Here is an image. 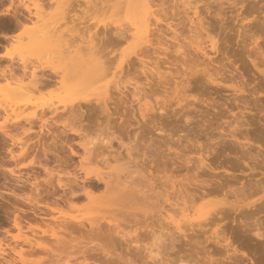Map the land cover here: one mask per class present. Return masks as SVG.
Segmentation results:
<instances>
[{
  "label": "rangeland",
  "instance_id": "1",
  "mask_svg": "<svg viewBox=\"0 0 264 264\" xmlns=\"http://www.w3.org/2000/svg\"><path fill=\"white\" fill-rule=\"evenodd\" d=\"M34 1L35 3L39 5L35 4ZM156 1L157 2H155V5L151 4L150 11L153 10L152 12H154L155 10V13L157 14L155 15L153 13L152 15H150V14H146L145 9L141 6H138L135 4L131 6L126 1L118 3L117 0H112V1H109V0H65L67 7L64 10L65 12H62V13L59 11V8L56 7V4L54 3L53 0H0L1 17L4 16L3 15L4 12L6 13L7 11H9L10 13L17 14L18 18H20L21 21H23V24L20 23L18 26H16L17 25L16 19L12 15L9 16V19L7 17L6 19H2V22L0 21L2 24L0 26L1 27L0 29V68L3 69V70L0 69V71L3 72V73L0 72L1 74L0 75V103L7 106V110H8V113H6L5 110H4L5 112L4 111L2 112V115L0 116V126H3V125L5 126L6 123L9 125L10 118H14V116H16L14 114L21 115L19 116L20 118H22V116L23 117H27L28 115L30 116L34 112L36 114V116L35 115L33 116L34 117L33 122L27 123L25 119L24 120L22 119L21 125H19V128L18 127L9 128L10 129L9 133L11 134L10 137L9 136L6 137L0 131V243H2L4 248H6L4 254H2L3 253L2 251H0L1 253L0 263L5 264L6 259H10V260H15V262L18 264H24L22 263V260L24 259L23 261L25 262V264H168V263L171 264V261L174 260L173 258L176 259L177 256L179 257L181 255H184L186 259L191 258L193 259L192 260L193 262L196 261L197 262V263L195 262L196 264H205V263L206 264H264V234L262 237L263 239L257 237L255 234L258 230L259 232L262 231L261 233H264V229H263L264 228V212H262L264 210H262L263 208L261 210H258L260 206L262 207L264 205L263 203L264 199H262L264 197V187H263L264 169H262V167L264 166V163H263L264 162V159H263V156H264V153H263L264 152V84L263 83L264 82L261 81L262 77L264 80V0H214V1L211 0V2H214V3L218 2V5H216L217 3L215 4L210 3L208 5L210 0H191V1L164 0V1H168L167 3H170V4L168 5L165 2L166 4L164 5L167 7L165 6L163 7L167 9H164L160 13H159L160 7H161V5L159 7L160 1L159 2L158 0ZM184 1L188 2V4L185 3ZM205 1L206 3L208 1L207 5L206 4L204 5ZM230 1L231 2L234 1V2L231 3ZM219 2L221 3L223 2L224 5L220 4ZM156 3L158 4L156 5ZM253 3H256V6L258 8L255 7ZM251 4L254 5L255 9L257 8L256 9L257 11L254 8L253 10L250 8L251 6H253ZM26 5H29V10L25 7ZM219 5L220 6L222 5L223 8L220 7ZM193 6H194V9H193ZM186 8H187L188 13L187 11H185ZM156 9L157 10L159 9L158 12L156 11ZM166 10H167V13L165 12L164 14V11ZM176 11H178V13ZM36 13H39L41 15L40 19L42 18L43 20L46 19L44 20L46 21V23L47 22H50L52 24L54 23L57 27H59V30H61V31H55V32L51 31L52 33L54 32V35H57V36H55L56 40L53 39L52 43L49 45L45 42L41 43V41L35 42L33 40L35 36H38L39 34H41V31H24L25 28H28V29L33 28L34 25L36 26V24H40L41 21L37 23L38 18H33V16L36 17L35 15ZM161 13H163V15H161ZM166 15L168 17H165ZM147 16L148 18L149 16H151L148 20L150 21L149 23L151 24V26L149 24L147 26L144 22L145 20L143 21V19L147 18ZM162 16L165 18H163ZM169 16L170 17L175 16V18L173 17L170 19ZM27 18H31L33 19V21H30ZM152 18H154V20ZM201 19H203V21ZM192 20H194V23ZM199 20H200V23L202 21L205 27H209V29L206 30V29L201 28L202 26L198 24ZM259 20L260 21L262 20V21L259 22L258 24L259 26L257 25L256 27L255 25L257 24ZM154 21L158 24L157 26ZM178 21L181 22V24ZM32 22L33 23L36 22V24H33ZM50 23H47V24H50ZM176 24H178L177 25L178 27L175 26ZM41 26L43 25L41 24ZM140 26L143 28H141ZM116 27H119V28L121 27L122 29L125 28L127 32L124 31L126 32L124 34L127 35L128 33L130 35L129 36L130 38L127 37L128 39L127 41L121 40V42L122 41L125 42V44L122 42L124 45L120 43L119 45H117V43L109 44L105 41H103L105 42L103 44L102 41L99 40V37L97 38V40H95L97 44H99L98 42L100 41L102 43V48L100 47V44L98 45L99 49L103 50L105 48L103 51L107 49V50H111L112 52L111 55H109L110 51L106 50L105 52H108V54L104 53V56H103V52H99V54L102 53V56L100 55V57L105 58L106 56H109V57L114 56L113 58L114 61L113 63H111L110 60H109L110 62L107 61L108 59H110L109 57L105 58L106 60L103 59L105 63L106 61L109 62L108 64L110 67L112 66V68H110L109 66H108L109 68L107 67V69H110L108 73L110 75L106 74L108 72L106 70L105 74L108 76L104 75L105 78L103 77L99 78V80L103 79V81H107V82L101 81L100 83L98 81L97 82L90 81V83L93 82L94 84H96L95 86L98 85L99 87L101 85L102 87L104 83L112 84L110 82L112 78L114 77L113 75H115L114 72L116 73V75L117 73L122 72L120 70H123L124 72L122 73L123 75H126L127 73L128 74L127 76H123L120 73L119 74L120 76L119 75H118L119 77L115 76L116 78L114 79L116 81L119 78L121 80L123 79V82L125 84L124 80L127 81L131 77V79L128 82L131 81L130 84L132 85H134L135 83L134 87L127 86L128 88L126 89L124 88L125 90L123 89L124 97L126 96V98L130 100V103H131L130 104L129 101L127 102L126 99H124L126 101L125 103L126 104L128 103L127 105L130 104L128 108L129 109L128 116H130L129 118L131 119L133 118L132 122L134 124L133 126H131L132 122L129 123L128 122L129 120L127 121L124 120L125 119L124 116L126 117L125 114L127 112L125 111L127 110V108H123L125 103H123V106H121L122 99H120V97L122 98L123 94L122 96H120L121 95L120 94L118 95L120 96L118 98L120 99L119 100L120 103L119 102L117 103H119V105L121 106L119 107L121 109H118V110L122 111L123 109V111L120 112L117 110L118 114L116 113L115 115V117H117V120L114 118L110 121V123H107L108 120L104 118L103 116H100L97 119H93L92 122L91 120L90 122L85 120L84 124L86 122L88 123V124H85V129L87 128L89 129V131L88 129L86 130V132L88 131L87 132L88 134H86V137L80 139L79 137L74 136L73 134H69V135H72L74 139L68 140L67 142L69 143L63 146L62 142L67 140V138H65L61 134L66 131L68 132L73 126H75V128H78V124L73 123L71 118H69L68 116L69 110L72 107L70 105L76 104L79 102L80 99L84 98L85 96L87 97L91 95L92 94L91 92L94 91L93 87H95L94 84L88 85L89 84L88 81L83 79L81 76L79 75L77 76V74H75L74 68H77L75 66L77 65V63L74 62L75 61L74 53L78 49L85 50V47L89 48V45L91 46L90 42H92L91 38L94 37L93 34L97 33L102 37L105 32V35L112 36L114 35V32H115L114 30ZM110 29L111 30L113 29V30L111 31ZM198 29H199V32L200 31L203 32L202 35H204L203 36L204 41L200 42V40H198L199 42H197V38L194 37V39H196V42L195 41L192 42L193 40L190 39V35L191 33L192 35L194 34V32L196 33ZM106 30L108 32H106ZM148 31L155 32L154 36L152 34L153 32L151 33V35L147 34V33H150ZM107 33H110V34L108 35ZM139 33H141L139 35L141 38L136 36ZM208 33H209V37L213 36V38H216V41L218 44L217 46L219 47V48L217 47L216 50L213 49L212 51L210 49L211 47L208 48L210 46V43L208 40L209 39ZM3 35H7L8 38H6ZM155 35H158V36L155 37ZM176 35H180V36H176ZM186 35H188L189 38L188 37L186 38ZM192 35H191V38L194 36ZM195 35L197 37V33ZM142 36L144 37V39L142 38ZM131 37H133V39H131ZM136 37L138 38V40ZM157 37H159L158 41L159 43L161 42V45L157 43L158 42L156 40ZM174 38H177V39H174ZM198 39L202 40V37H199ZM153 41L154 42L157 41V42L154 43ZM207 41L209 44L207 43ZM129 42H131V44ZM151 42L154 43V45ZM187 42L190 43V48L189 47L188 48L189 49L192 48L194 51L190 52L191 51L190 50L189 53L187 52L186 54L183 51V54H184L183 56H185L183 58L182 54L178 52L180 51V49L178 50V48L180 45H183L180 47H186L185 45L188 44ZM202 42L204 45L202 44L201 47L203 46L206 47L207 45L208 47L207 49L206 48L205 49L207 52H209L208 53L209 55L211 54L210 56L207 55L205 57L203 55V52L202 53L201 51L199 52V49L197 48L196 45L201 44ZM178 43H180V45H178ZM174 45L175 46L178 45V48L177 46L175 47ZM254 45L257 46L256 49L258 48V51H257L258 53L257 52L256 53L257 55H259V57L254 56L256 55L254 51L255 48L252 51ZM140 48L145 50L146 53L144 54V52ZM156 48H160V49H157L158 50L156 51V53L158 52L157 54L153 53L156 50ZM250 48L252 49L250 50ZM164 49L167 52V54L166 52L164 54L163 52ZM175 49H177L178 51ZM67 50L68 51L71 50L72 52L68 53ZM123 50L125 54L124 52H122ZM174 50L180 54L179 58H181L180 56H182V59L185 60L184 62L181 61L182 59H178V57H176L178 53L176 54ZM184 50H186V48ZM140 51H142V53ZM149 51L151 52L150 54L148 53L149 54L148 56L147 52ZM169 52L170 54L172 53L173 56L174 54H176L174 58L176 60H174L173 58L171 59L170 56L172 55L168 56ZM197 52H198V55H197ZM136 53H138L139 55ZM190 53H192L193 55ZM249 53L252 54L253 56L250 55ZM187 54H188V57H187ZM199 54H201L200 56L202 55L203 56L200 57ZM137 55L138 57H136ZM192 56L194 58H192ZM124 57L126 58L128 57L127 59L131 60V62H128V60H125L126 58ZM195 57L199 62L203 60V62H201L203 64L201 63L199 64L198 62H196L198 66L200 65V68H198L199 69L198 71L200 72H201V68L205 66L204 64L206 63L210 64L209 66L206 65L207 66L206 69H208L207 71L210 70L212 72L209 71L210 75L207 74L209 78L207 76L206 79L208 78V80L209 79L211 81L213 80L212 81L213 83H210L206 79L204 80L205 77L201 78L202 76H206V73L204 74L206 70L204 71L202 69L203 73L201 72L200 76L199 74L197 75L195 73L197 70L194 71L193 67L197 65L193 61L190 62L192 59H195ZM185 58L188 59L190 64L188 61H186ZM210 58H214L212 59V62H210L211 60ZM155 59H157L155 62H151V61H154ZM170 59L171 61L169 62L168 60ZM139 60L140 62H138ZM158 60H161L160 64ZM178 60L180 61L178 62ZM145 61L149 62L148 63L149 65L146 64ZM175 61L176 63L177 62L180 63L182 67L178 63H177V66H176V63H172ZM123 62L124 63L126 62L125 65ZM130 63H132L133 66H131L132 64L130 65ZM141 63H143V65H145L146 68L149 67V69H151L152 72L150 70L148 71V68L147 69L145 68L147 72L143 70L144 66H142ZM258 63L259 65H262V64L263 65L259 66L257 65ZM108 64L106 63V66ZM156 64L160 65V67ZM186 64L190 66L193 64L192 65L193 67L191 66L190 68V66H188L189 68L187 67L185 70L183 69V67H186L187 66ZM25 66L27 67L26 70L24 69ZM116 66H119V68ZM137 66L138 67L140 66V67L138 68ZM164 66L166 67L164 68ZM120 67L121 68L125 67V68L120 69ZM156 67H158V69L160 68L159 70L161 74L156 72V69H157ZM8 68L14 69L16 76H19V77H24L23 75L25 73L24 71H26L27 75H25V77H27L28 74H30L31 70L35 69L38 72V74H42V73L50 74L51 78L57 81L61 79L59 73L57 72H60L61 75L62 73H65L66 77L68 75L67 77L68 79L66 80L74 84L72 85L73 87L71 86V84H69L72 87L71 88L69 85L66 84L67 83L66 81L65 84L67 86L66 87L64 86V88L63 87L61 88L60 85L62 84L57 82L55 86L53 85L51 87L42 88L41 90L30 91L29 93H24V92H21L23 94L10 93L11 91L9 92L5 90L6 80L2 77L4 76V73L5 74L10 73V71H7L8 73L5 71V70H10ZM130 68L134 70V71L131 70L132 74L130 73ZM173 68H174V71L172 70ZM179 68L181 72L177 73L176 69L178 71ZM166 69H167V73L166 71H164ZM181 69L184 70L185 72L188 71V69L189 70L192 69L191 71L192 73L194 72L195 76L191 74L190 76L191 78L188 79L190 71L186 72V74L188 75L187 77L185 74H182ZM135 70L138 72H136ZM215 70L216 72L213 74ZM68 72L70 74H67ZM211 73L214 76V79L212 77L210 78ZM216 73L217 74L219 73L218 74L219 76L216 75V77L218 76L220 78L218 77H217L218 79L215 78ZM158 74L161 76L163 75V77L160 76L161 81L162 79L164 80V78L167 77V75H169L168 77L171 80L169 82L170 84H168V81H169L168 78H167L168 79L167 84L166 82L164 83L163 81L161 83L159 80L160 77H157ZM74 75L75 77L73 78ZM121 75H122V78H121ZM179 75H183L182 77L185 78L186 80L184 79V81L183 80L179 81L178 78L179 77L181 78V76ZM151 76H154V77H151ZM221 76H224L226 80L225 79L222 80L221 78L223 77ZM172 77L174 79H171ZM196 77L202 81L200 80L198 81ZM155 78H158V79H155ZM195 79L197 80L195 81ZM215 79L217 80V83ZM156 80L159 81L160 83L157 82ZM177 80L179 84L177 83ZM185 81L190 82V84L188 85L187 83L188 86L185 85L186 84ZM136 82H138L137 86L139 88H140V85L142 86V84L145 83L140 88V89L143 88L142 90L145 89V92L143 91L144 93H141L142 90L140 91L139 89L138 91L140 92L136 90L134 91L135 93H139L138 97L141 96L142 100H144L142 101V103L141 102L137 103V104L140 103V106L137 105L133 101V96H132L133 95L132 88L133 89L136 88L135 87ZM149 82H151V84L153 83L152 84L153 87L150 86L151 84H149ZM182 82L184 83V87L186 86L188 88L185 90H188L189 92L188 94L190 96V97L183 96L186 102L189 101L188 102L189 104L187 106H186L187 103L184 102V100L182 101V103H179L180 106L181 104L183 105L184 103H186L184 104L185 106L183 105L184 108L181 106L184 109V111H187L186 113L183 111V109L180 108V106H178V103L177 104L174 103V102H177V99L173 100L172 96L170 98H167V93H168V96L173 94V90L168 89L169 86L172 87L171 86L172 83H174L172 84L174 93H175L176 88H177V91L182 90V89L184 90L182 86L183 85ZM97 83H100V84H97ZM176 83L177 85H180V86H176L175 85ZM180 83H182V85ZM221 83L222 85H220ZM146 84L150 87L149 89H147L148 86ZM159 85H161V87L163 88L162 90H160L161 87ZM162 85H164L165 87L168 86L166 87V91L167 89L169 91L172 90V93L171 91L170 92L167 91L165 92L166 95H164L161 92L160 96L164 95V97L169 99L170 102H172L171 100H173L172 106L170 105L171 104L170 103L166 107L165 109L166 112H164V115H162L163 111L159 110V106H160L159 104L161 102L160 99L164 100L165 98L164 97L160 98V96H158V94H160L158 93L159 92L158 90L165 91V87ZM156 86L159 88H157ZM236 86H238L239 88L238 90L240 91L237 90ZM154 87H156L158 90H156ZM179 87L182 89H178ZM152 88L158 91L157 92L158 94ZM150 89L153 90V93L154 92L156 93L155 95L157 96L153 94V97L155 96L154 98L156 97L157 99L159 98L158 99L160 101V102L158 101L159 104H156L157 99L155 100L152 98L154 102L151 99L152 90L150 91ZM99 90H101V92H99ZM99 90L96 89L97 95L101 93L100 96H103L102 89L99 88ZM72 91L73 92L76 91V92L73 93ZM149 92H151V95H150L151 97H149V99L152 100L151 103L150 101H148V97L144 96L146 93H147L146 96L150 94ZM110 94L115 95L116 96L115 98H117L116 94H119V93L115 90L114 91L112 90L110 91ZM234 96L235 97L239 96V99L235 98ZM112 97L114 98V96ZM115 100L117 101V99ZM135 101H139V100H135ZM173 104L175 106L177 105L178 108L174 107ZM108 105L110 106V108H112L110 110L113 111V106L115 104L112 103L111 105V103H108ZM157 105H158L159 113L161 112V114L157 112L158 111ZM153 106L154 107L156 106V107L154 108ZM169 106L172 107V110L171 108L170 110L168 109ZM175 109L177 110L175 111ZM167 110L169 111V113H167ZM154 111L158 113L157 117L155 116ZM138 112L140 113L143 112L141 113L142 115L146 113V115H144L143 117ZM188 112L189 114H187ZM119 113L121 114L124 113V114L121 115ZM133 113L134 114L136 113V115H134ZM149 113L151 115H153L154 113V116H151V117H154L152 118V121L153 120L154 121L153 123H151L152 122L151 121L149 124L148 122L151 120V118H149L150 120L146 118V121L148 120L147 122L148 124H147L145 121V117ZM8 114H10L11 116H9L10 118L8 117L9 120H6L5 116L7 117ZM130 114L131 115L133 114L132 117ZM160 115L164 117L165 116L168 117V118L165 117V120H164V117H162L164 122L161 121V123L166 124V125L161 124L160 127L161 128L163 127L162 132L157 131V129L155 128L160 125L156 123L162 120L160 119L161 118ZM119 116H123L124 122L123 120L119 119ZM137 118L142 119L144 122H142V120L139 122ZM234 118H236V120L239 122V125H236L237 121L235 122L236 124L233 123ZM134 119H136V121ZM156 119L158 120L160 119V120L159 121L157 120L156 122L155 121ZM94 121L97 124H95ZM116 121L120 123L123 122L122 125L119 124V128H118L119 130H120V126L123 127L124 124H127L125 125V128H128L129 126L128 129L130 132L125 134V132L128 129L123 130L125 129L124 127L121 128L122 129L121 131H115L117 129L114 128L112 125L113 124L118 125L117 123H114ZM135 122L137 124L144 123V125L142 124L143 126H140L141 128L139 127L142 131L143 130L145 131V128H147L148 126L152 125L154 127L155 125H157L153 129L154 133L152 132V129H151L152 127H149V129L147 128L148 132L151 129V132L153 133V135L151 134L152 138H149V136L147 138L148 139L158 138V141L160 143V145L158 146H161L162 142L163 143L169 142V144L167 145H165L166 143L164 144V147L166 146L167 154H169V158L168 156H161V155L160 157L161 158L163 157L162 159L163 162L166 161L165 162V164H167L166 166L168 165L171 166V168L169 166L170 176L174 174L173 175L174 178L175 177L177 178V184H176L177 186L174 185L176 180L173 177H168L169 179L167 178V176L169 175V172H168L169 170H167L168 167H166L165 169H164L165 166L160 168V166H162L161 165L162 161H160L161 162L160 164L158 162V160H160V157H158V159L157 157H155L154 152H156L158 149L159 150L162 149L163 146L161 148H157V146L154 145L155 141L153 142V140L155 139L150 140V141L147 138H146L147 141L145 139H142V136H145L147 131L142 132L145 134L140 136L139 134H142V133H139V131L138 132L136 131V129L138 128V125ZM89 123H90V126H89ZM154 123L155 125H153ZM228 123L233 126L231 127L229 125V129L231 128L230 130L228 129ZM146 125L148 126L144 127ZM251 125H252V128H254V131L252 132L249 131V130H252V128H250ZM10 127H11V123H10ZM112 127L113 129H111ZM164 127H167V130H165L166 128ZM233 128H236V129H233ZM227 130L230 133L228 134L229 136H227ZM231 130H233V132H231ZM235 130L236 131L239 130V133L237 132L239 136L235 134L236 133ZM255 130L256 131L258 130L257 135L255 133L256 132ZM165 131H166V134H169L167 131L173 132L174 135L172 133L171 135H173L174 137L169 134L170 137H172V140L169 139L170 137H166L167 136L166 134L163 137L165 138L166 141L162 137H160V135L161 136L164 135ZM86 132L84 131V133ZM113 132H116V133H113ZM150 133H148L147 135H150ZM231 133L234 134L235 136L237 135L238 137L236 136L237 138L235 139L232 138ZM249 133L252 135L250 136ZM259 133H261V136H258ZM114 134L118 135L119 139L121 140L123 139L124 141V142L122 141L123 145L122 144L119 145L120 142H118L119 141L118 139L114 140V138L115 139L117 138ZM122 134L124 136H122ZM127 134H129V136ZM137 134L139 135V137L137 136L134 137V135H137ZM155 134L157 137L155 136ZM112 135L115 136V137L113 136L114 146L115 148L119 149V150L115 149L114 151L115 153L113 151L111 152V150L110 152H107L108 150L106 151V149L104 148L105 149L104 155L106 154L105 156L102 153L101 155H99L98 153L99 155L98 156L96 154L98 152L97 151L94 154H92L94 155L93 157H89V155L84 154L82 147L79 145L80 141L82 142H88V141L94 142L95 141L97 143V141L100 142L99 140H103L105 138L108 139V136L112 138L111 137ZM100 137L103 139H101ZM136 138H138L137 141L139 140L142 141V143H140L141 146H139L138 144L139 142L135 141ZM161 138L164 141L159 140ZM249 138H252L253 141L258 142L257 143L258 146L252 140H251L253 142V144H251L252 147L249 146ZM143 140L145 141L144 146L142 145L144 144ZM170 141H173L175 145L173 144L172 146V143ZM146 142L148 143V147H149V144L151 143L150 145H152L153 149L150 146V151H148L149 148L148 147H147L148 149L146 148L147 146ZM152 142L154 144H152ZM135 143L138 144L137 147H135L136 146ZM70 145H72L71 147L75 151L77 150L79 154H76V155L73 154L69 147ZM129 145L132 147L131 149H129L130 151L132 150L131 152L127 149L128 147H130ZM185 146L187 147V149L185 148ZM143 147L147 149L146 151L147 153L149 152L148 154L145 153L146 151L145 152L143 151L145 150L143 149ZM164 147L162 149V152L165 151ZM179 149H181L182 151L181 150L179 151ZM188 149L191 151L192 150L196 151V152H193V151L191 152ZM45 150L48 151L47 156H45V152H44ZM258 150L260 151L259 153H258ZM168 151L175 155H176L175 152H177L178 154L176 155L177 159L179 158L178 161L176 160L177 165H176V161H174L175 160L174 157L171 158L172 154L168 153ZM207 151L208 153H206ZM255 151H257L259 155L261 154L260 156L263 160L260 158L259 155H257L259 157H256L257 153ZM119 152L121 154H119ZM160 152L161 150L157 151L156 154ZM180 152L181 153L183 152V155H185L184 152L189 155V156L186 155L188 161L190 159V156H191L192 161L194 157L195 159H198V161L200 158V162H201V159L204 157L205 158V159L203 158L204 163L205 164L207 163L208 167L206 166L207 164L206 165L204 164L205 166H203V168L206 167V169L205 170L202 169L201 165L203 162L201 163L200 167H197L199 166V164L196 163L197 165L196 166L195 160L193 162L189 161V163H194L193 165L189 164L185 156H184L185 158L178 157V156H181ZM200 152H203V153H200ZM163 154L164 152L162 153V155ZM170 154H171V157H170ZM253 156L256 158H254ZM82 157H85L84 158V169L86 167V169L89 172L87 170H84L83 172L82 170L83 168L82 169L79 168L81 164H83L81 163L83 162ZM165 157L166 159L164 160ZM180 158L185 159V160H183V162H180V160H182ZM258 158L261 160L257 161V164L260 163L259 166L260 165L262 166L263 164L262 167H259V166L256 167L257 164L255 160H258ZM155 159H157V161ZM172 159H174L173 161L175 162V164L173 165H171ZM252 159L254 160L255 163L253 162ZM80 160L82 161L80 162ZM106 161L110 163L111 168H108L109 165L107 166ZM167 161L169 162L171 161L170 162L171 164ZM179 162L184 163L186 168H189V169L184 170L186 168L185 167L182 168L183 164L182 166L180 164L181 169L183 170L182 171L179 168L180 167L178 164ZM249 162H251V164ZM156 164L159 165V167ZM196 167L199 169L195 170ZM173 168L174 169L179 168L181 172L178 171L179 169H177L179 173L176 170L174 172ZM160 169H162V171L165 170L167 174L166 173L164 174V172H160ZM171 169L173 171H171ZM109 170L113 174L115 173L114 175L117 174V171L119 172L118 174H120V178H118L119 175H117L118 179H116V177L114 178V175H113V179L118 180L121 183V185L124 184L125 182H126L125 183L126 185L127 183L128 185H130L129 187L128 185L124 186L125 184L122 186L118 185L119 182L117 184L115 180L116 183H114V180H112L111 178L110 183L112 184V186H113V183L116 184V186L118 185L119 186L118 191L120 193L122 191L120 190V188L123 189V187L124 188L126 187V190L123 189V191H125V194L123 195L120 194L118 196L117 194L118 192L116 191L117 189L115 190L116 187L114 186L115 188L113 189L117 193H115L113 190V194L112 195L110 194L111 198L108 196L109 193H107L108 197L106 196L107 198H105L106 194L104 195L103 191H105L104 189L106 188L105 186L106 183L104 184L103 183L104 181L100 182L98 178H94V173H97V171L99 173V171H101L102 174L104 172L107 175V171ZM85 171L89 173L88 177L90 178L93 177V178L92 179L87 178L88 179L87 180L84 175ZM90 172H92L93 174L90 175ZM176 173L178 174L176 175ZM109 174L111 175V173ZM180 174L185 175L186 176L185 178H188V179L184 181L183 179L184 176L183 175L181 176ZM179 175L182 177V182L184 181L183 183L185 182L188 183V184L185 183L186 185L184 184L186 188L183 185V183L178 182L181 179ZM160 176H162V180L164 176L165 180L163 181H165L164 184L166 185L169 184V182H171L169 181L171 178L174 179L175 182L174 180L171 179L173 181L171 183H174V184L172 185L170 183V185H167V186L165 185L164 187L163 181L160 180L161 178ZM250 177L252 178L254 177V179ZM261 177H263L262 178L263 181L262 182L260 181V183L257 181V183H255L254 186H258L259 184L258 187H260V185L262 184L261 185L262 189L260 187V189H258L259 192H255L256 188L254 190L253 188L252 190H250L251 187H253L251 186V184L256 181L255 178L260 180ZM178 178L180 179L178 180ZM187 180H189L190 182H188ZM48 181H51L49 183H52V184L51 185L47 184ZM180 183L182 184V186H184V188L182 186L181 187L184 190H188L189 194L193 196L192 200H196L197 205L195 206V209H196L194 210L195 212L192 211L191 213V210L189 209H188L189 211L185 210L186 206L187 208H190L188 207V205H184L185 208H183L184 207L182 206L183 202H180V200L183 201L184 195L187 193V191L183 190L186 193L185 194L183 193V198H182L181 196L182 194H180L179 189L176 188L178 186L180 187L179 185ZM37 184H38V188L36 186ZM249 185L251 187H249ZM51 186L54 188H52ZM173 186L174 188H176V191H174ZM168 187L172 191L169 190ZM181 187H180V192L182 193L183 191L181 190L182 189ZM97 188H99V190ZM108 188H106V191H108L107 190ZM95 189H97V191L99 192L96 191L97 193H94ZM109 189H111V187ZM48 190H49V193L47 192ZM136 190H140V191L142 190L145 193L147 192V195L141 196L142 192L140 194L138 193V191L136 192ZM91 191H94L93 194H91L92 193ZM168 191L169 193H167ZM89 192H91L90 193L91 195L89 198H87L86 193H89ZM173 192H176L178 195L180 194L179 196H177L178 198L175 197V195L177 194L175 193L174 195ZM171 193L173 194L172 195L173 197L169 196ZM249 193H251L252 196L249 195ZM36 194L38 195V197L41 196V198H38L39 200L36 198L37 197ZM189 194H187V197ZM180 196H181V199L179 200ZM201 196H204L203 197L204 199ZM245 196L247 198H243ZM174 197L177 199V201H175L176 199H173ZM237 197H238V200L236 199ZM35 198L37 199V201L35 200ZM186 199L187 198H185V200ZM189 199L190 197H188L187 201L189 202L192 201ZM220 199L221 200L228 199L227 202L229 205H231V206L227 205L226 207H224L223 212L227 211L228 209H231V207L236 209V205L238 203H241L239 204L241 208L238 206L239 209L238 207L236 210L231 209L232 211L229 210L228 213L225 212L227 214L225 213L223 214L222 212H220L221 214L220 213L214 214L216 212L213 213L211 211L213 215H209L210 218L211 217L213 218V216L215 215L216 217L218 216V218L221 219L222 216L223 215L224 216L222 218L223 220L217 219L215 223L216 225L214 224L212 225V227H210L211 222H209L210 224L207 222L209 218L206 215V212L208 211L209 207H205L204 205L205 203L209 201L220 200ZM242 199H246V200L243 201ZM235 200L239 202H235ZM241 201L246 203L247 205L242 206ZM256 201L258 205L255 206L257 207L256 208L257 210L255 211V214H254L252 213V211L254 212V210L251 209L252 206L250 207L249 203L254 202L256 204ZM260 201L261 202L263 201L262 205ZM192 202H195V201H192ZM244 208H245V211L243 210ZM173 209L175 212H179V214L177 213L176 214L174 213L175 215L172 214L174 212ZM240 209H241V212H240ZM249 209L250 211L251 210L252 211L249 212ZM256 212H259V214L258 213L256 214ZM194 213L195 215L193 216ZM251 213L252 215L253 214L254 215L251 216L250 215ZM177 215L179 216L178 218H176ZM254 216L256 219L257 217L260 219V220L257 219V223L255 222L256 219L254 218ZM251 217H253L254 219ZM249 218L251 219L249 220ZM180 219L181 221L184 220V222H181ZM192 219L194 220V222ZM202 219H205L202 222L209 224V225L206 224V226L202 225L201 227L202 228L204 227V229L196 225L198 224V222L200 223L201 221L199 220H202ZM252 220L253 221L255 220L254 223L256 224V226L254 223L253 224L251 223L253 222ZM16 222L17 223L20 222L19 223L20 226L23 227L22 231L18 229ZM250 223L251 225H253L251 227H255L256 229L260 226V223H261V226L257 230L254 228L256 231H254L253 228L249 229L250 231L253 230L251 231L252 234H250L249 230L248 231L246 230L248 226L249 228H251L249 225ZM245 224L247 227L245 226ZM180 225L181 226L183 225V226L181 227ZM193 225L199 228L197 229ZM174 226L175 227L177 226L179 228L177 227L175 228ZM190 226L191 227L193 226L192 228L196 230L193 231V229ZM184 230L186 233L184 232ZM212 230H214V233L223 235V236L219 235L221 238L222 237L227 238L228 239L227 245L231 244L230 247H225L226 244L224 243L222 246L216 242L217 243L216 245L215 243L216 239L214 238L215 241H213L212 238L210 239L211 234H213ZM199 231L200 232L202 231L201 234H199ZM252 235L256 237H252ZM25 237L30 238L33 241H38L39 244L36 246H30V244L25 243V241L23 240V238ZM249 238H251L250 243H249ZM258 239H260V241ZM256 243H258V245H255ZM227 248L229 249V251H227ZM21 250L23 254L22 260H20L19 259L20 257L18 256L19 251Z\"/></svg>",
  "mask_w": 264,
  "mask_h": 264
},
{
  "label": "bare ground",
  "instance_id": "2",
  "mask_svg": "<svg viewBox=\"0 0 264 264\" xmlns=\"http://www.w3.org/2000/svg\"><path fill=\"white\" fill-rule=\"evenodd\" d=\"M53 1H54V3L56 4V7L59 8V11H60L61 13H62V12H65L64 10H65L66 7H67V6H66L67 4L65 3V0H53ZM109 1H112V0H109ZM125 1L128 2L129 5H131V6L135 4V5H138V6L143 7V8L145 9V11H146V14H150V15H152L153 13H154L155 15L157 14V13H155V10H154V12H152L153 10L150 11V9H151V4H152V5H153V4L155 5V2H157L156 0H123V1H121V0H117L118 3H119V2H120V3H121V2H125ZM159 1H160V2H159ZM172 1H173V0H172ZM188 1H191V0H188ZM213 1H214V0H213ZM158 2H159V7H160V5H161V7H162V8L160 7V11H159V13L162 12L164 9H167V8H164L163 6H165L164 4H166L168 1L158 0ZM165 2H166V3H165ZM184 2H185V1H184ZM230 2H231V1H230ZM232 2H234V1H232ZM232 2H231V3H232ZM34 3H35V1H34ZM160 3H161V4H160ZM185 3L188 4V2H185ZM190 3H191V2H190ZM190 3H189V4H190ZM192 3H193V2H192ZM207 3H208V1H207ZM207 3H206V1H205L204 5H205V4L207 5ZM210 3H211V4H215V3H217L216 5H218V2H215V3H214V2H211V0H210V2L208 3V5H209ZM219 3H220V4H223V2H222V3L219 2ZM35 4H37V3H35ZM157 4H158V3H156V5H157ZM167 4L169 5L170 3H167ZM253 4L255 5V7H257V6H256V3H253ZM253 4H251V5H253ZM37 5H39V4H37ZM183 5H184V4H183ZM193 5H194V4H193ZM223 5H224V4H223ZM254 5L250 7L252 10H253V8L255 9ZM171 6H172V5H171ZM191 6H192V5H191ZM219 6H220V5H219ZM231 6H232V5H231ZM249 6H250V5H249ZM25 7L29 10V5H26ZM37 7H39V6H37ZM165 7H167V6H165ZM220 7H222V5H221ZM173 8H174V7H173ZM184 8H185V7H184ZM196 8H197V7H196ZM222 8H223V7H222ZM257 8H258V7H257ZM257 8H256V9H257ZM161 9H162V10H161ZM176 9H177V8H176ZM193 9H194V6H193ZM256 9H255V10H256ZM158 10H159V9H158ZM158 10L156 9L157 12H158ZM174 11H175V10H174ZM182 11H183V10H182ZM185 11H187V8H186ZM256 11H257V10H256ZM37 12H38V11H37ZM165 12L167 13V10L164 11V14H165ZM176 12L178 13V11H176ZM159 13H158V15H159ZM173 13H174V12H173ZM185 13H186V12H185ZM187 13H188V11H187ZM194 13H195V11H194ZM198 13H199V12H198ZM13 14H14V15H13ZM146 14H145V15H146ZM3 15H4V16L1 17V14H0V19H1L0 21H1V22H2V19H6L7 17H8V19H9V16L12 15V16L15 17V19H16V24H17L16 26H18L20 23L23 24V21H21V19L18 18V15L15 14V13H10L9 11H7L6 13L4 12ZM35 15H36V17L33 16V18H38L37 23H39V21H41L40 24H36V22H35V23L32 22L33 24H36V26L34 25L33 28H29V29H28V28H25V30H24V29H23V30H24V31H41V34H39L38 36H35V37L33 38V40H34L35 42H38V41H39V42L41 41V43L45 42V43H47L48 45L51 44L52 41H53V39L56 40V39H55V36H57V35H54V32H55V31H61V30H59V27H57L54 23L52 24V23H50V22H47V23H50V24H47L46 21H44V20H46V19H44V20H43V18L40 19V18H41V15H40L39 13H36ZM161 15H163V13H161ZM168 15H169V14H168ZM175 15H176V14H175ZM188 15H189V14H188ZM198 16H199V15H198ZM198 16H197V17H198ZM42 17H43V16H42ZM143 17H145V16H143ZM150 17H151V16H149V18H150ZM159 17H160V16H159ZM162 17H163V16H162ZM165 17H168V16L166 15ZM165 17H163V18H165ZM169 17H170V16H169ZM173 17L175 18V16H173ZM173 17H170V19L173 18ZM177 17H178V15H177ZM197 17H196V18H197ZM149 18H148V16H147V18L143 19V21L145 20L144 22H145V24H146L147 26H148V24L151 26V24L149 23L150 21H148ZM156 18H157V16H156ZM180 18H182V17H180ZM180 18H178V19H180ZM10 19H12V18H10ZM27 19L30 20V21H33V19H31V18H27ZM152 19L154 20V18H152ZM160 19H161V18H160ZM178 19H176V20H178ZM261 19H262V18H261ZM36 20H37V19H36ZM47 20H48V19H47ZM150 20H151V19H150ZM156 20H157V19H156ZM165 20H166V19H165ZM174 20H175V19H174ZM189 20H190V19H189ZM201 20L203 21V19H201ZM4 21H5V20H4ZM8 21H9V20H8ZM140 21H141V20H140ZM179 21H180V20H179ZM179 21H178V22H179ZM192 21H193V23H194V20H192ZM202 21H201V23H200V20H199V23H198V22H197V23L200 24V26H202L201 28L208 30L209 27H205V25L202 23ZM254 21H255V20H254ZM254 21H253V22H254ZM256 21H257V20H256ZM261 21H262V20H261ZM261 21L259 20V21L257 22V24H256V22H255V24H256L255 26L257 27V25H258L259 22H261ZM1 22H0V26L2 25ZM6 22H7V21H6ZM6 22H5V23H6ZM10 22H11V21H10ZM12 22H13V21H12ZM42 22H43V23H42ZM144 22H143V24H144ZM154 22H155V21H154ZM154 22H153V23H154ZM157 22H158V21H157ZM159 22H161V21H159ZM182 22H183V21H182ZM195 22H196V21H195ZM151 23H152V21H151ZM179 23L181 24V22H179ZM179 23H178V24H179ZM183 23H184V22H183ZM183 23H182V24H183ZM188 23H189V22H188ZM7 24H9V23H7ZM41 24H42L43 26H41ZM51 24H52V25H51ZM132 24H133V23H132ZM143 24H142V25H143ZM155 24H156V26L158 25L156 22H155ZM160 24H161V23H160ZM160 24H159V25H160ZM178 24H176L175 26H177ZM198 24H197V25H198ZM3 25H4V24H3ZM137 25H138V23H137ZM170 25H171V24H170ZM134 26H135V24H134ZM150 26H149V28H150ZM249 26H250V25H249ZM251 26H252V25H251ZM255 26H254V27H255ZM258 26H259V25H258ZM2 27H3V26H2ZM6 27H7V26H6ZM14 27H15V25H14ZM24 27H25V26H24ZM140 27H141V26H140ZM177 27H178V26H177ZM181 27H183V26H181ZM187 27H188V26H187ZM190 27H191V26H190ZM260 27H261V26H260ZM35 28L38 29V30H36ZM130 28H131V27H130ZM132 28H134V27H132ZM141 28H143V27H141ZM145 28H146V27H145ZM185 28H186V27H185ZM251 28H252V27H251ZM251 28H250V29H251ZM0 29H1V27H0ZM123 29H125V28H123ZM123 29H122L121 27H120V28H119V27H116L115 30H114V31H115V32H114V35H112L113 32H112V34H111L112 36H107V35H105V32H104V35H103L102 37H101L99 34H97V33H96V34H93L94 37L92 36L93 38H91V41H92V42H90L91 46L89 45V48H88V47H85V50H83V49H78V50L75 51V53H74V55H75V57H74V58H75V61H74V62L77 63L78 66L75 65L77 68H74V67H72V68L75 69V74H77V76L79 75V76H81L83 79H85L86 81L89 82L88 85H90V84L93 85V84H94L93 82L90 83V81H94V82H97V81H98V82H100V83H101V81H102V82H107V81H103V79H102V80H99V78H100V77L105 78L104 75H106V74L109 73V70H110V69H107V67L109 66L108 63H109L110 61H111V63H113V61H114V59H113L114 56H111V57L106 56V55L108 54V52H105L107 49H106L105 51H103L105 48H104L103 50H102V49H99V46H98V45L100 44V47L102 48V43L104 44L105 42H107V43H109V44H110V43H111V44H116V43H117V45H119V43H120V44H123V43L125 44V42L122 41V42H123V43H122L121 40H124V41L126 40V41H127V40H128L127 37L130 38V37H129L130 35H129L128 33H127V35L124 34V33H126L127 31H126V29H125V30H123ZM107 30H108V29H107ZM107 30H106V32L109 31V30H108V31H107ZM110 30H111V29H110ZM112 30H113V29H112ZM112 30H111V31H112ZM138 30H139V29H138ZM176 30H177V29H176ZM190 30H191V29H190ZM192 30H193V29H192ZM195 30H196V29H195ZM51 31H54V32L52 33ZM111 31H110V33H111ZM124 31H126V32H124ZM130 31H131V30H130ZM143 31H144V30H143ZM146 31H147V30H146ZM186 31H187V30H186ZM188 31H189V30H188ZM193 31H194V30H193ZM148 32H150V31H148ZM152 32H153V31H152ZM152 32L147 33V34L151 35ZM156 32H157V31H156ZM172 32H173V31H172ZM200 32H201V31H200ZM200 32H199V29H198V31L196 32V33H197V37H196V35H195V34H196L195 32H194V34H193L194 36H193L192 33H191V35L193 36V37L191 38V35H190V39L193 40L192 42H194V41L196 42V39H194V37L197 38V42H199L198 40H200V42H201V41H204V40H203V38H204L203 36H204V35H202L203 32H201V33H200ZM110 33H107V34L109 35ZM133 33H134V32H133ZM135 33H136V32H135ZM144 33H145V32H144ZM144 33H143V34H144ZM154 33H155V32L152 33L153 36H154ZM131 34H132V33H131ZM136 34H137V33H136ZM136 34H135V35H136ZM140 34H141V33H139V34L136 35V36H137V37H140V36H139ZM143 34H142V35H143ZM124 35H126V36H124ZM144 35H145V34H144ZM149 35H148V36H149ZM173 35H174V34H173ZM1 36H2V35H1ZM3 36H5L6 38H8L7 35H3ZM145 36H146V35H145ZM156 36H158V35H155V37H156ZM176 36H180V35H176ZM98 37H99V40L102 41V43H101V41H100V42H98L99 44H97V42H96L95 40H97ZM134 37H135V36H134ZM137 37H136V38H137ZM155 37H154V39H155ZM173 37H175V36H173ZM187 37H188V35H186V38H187ZM199 37H202V40H201V39H198ZM208 37H209V33H208ZM37 38H38V40H37ZM57 38H58V37H57ZM140 38H141V37H140ZM142 38L144 39L143 36H142ZM146 38H147V37H146ZM160 38H162V37H160ZM177 38H178V37H177ZM177 38H174V39H177ZM188 38H189V37H188ZM92 39H93V40H92ZM131 39H133V37H131ZM131 39H130V40H131ZM154 39H153V40H154ZM179 39H180V38H179ZM190 39H189V40H190ZM207 39H208V38H207ZM36 40H37V41H36ZM134 40H135V39H134ZM137 40H138V38H137ZM148 40H149V39H148ZM151 40H152V39H151ZM156 40L158 41V40H159V37H157ZM180 40H181V39H180ZM205 40H206V39H205ZM208 40H209V43H210V46H209V47H208L207 45H206V47L203 46L204 48L201 47V45L203 44V42H202L201 44H197V43H196V44H197L196 46H197V48L199 49V52H200V51H201V53L203 52V55H204L205 57H206L207 55H209V54H208L209 52L206 51L207 47H208V48L211 47L210 49H211L212 51H213V49L216 50L217 47H218V46H217L218 44H217L216 38H213V36H211V37H209ZM34 41H33V42H34ZM103 41H105V42H103ZM157 41H156V42H157ZM134 42H135V41H134ZM144 42H146V41H144ZM153 42H154V41H153ZM156 42H154V43H156ZM163 42H164V41H163ZM188 42H189V41H188ZM188 42H187V43H188ZM205 42H206V41H205ZM205 42H204V43H205ZM129 43L131 44V42H129ZM147 43H148V42H147ZM151 43H152V42H151ZM154 43H152V44L154 45ZM157 43L161 45V42L159 43V41H158ZM185 43H186V41H185ZM207 43H208V41H207ZM209 43H208V44H209ZM124 44H123V45H124ZM126 44H128V43H126ZM135 44H136V43H135ZM188 44H189V45H188ZM188 44H186V45L184 44L186 47H180V46H183V45H180V43H178V45H180L179 48H178V45H176V46H177L178 50L180 49V51H178L177 49H175V50H177L180 54H182V56L184 55V54H183V51L185 52V54H186L187 52L189 53L190 50H191L190 52L194 51L192 48L189 49V48H190V43H188ZM205 44H206V43H205ZM136 45H137V44H136ZM203 45H204V44H203ZM134 46H135V45H134ZM174 46H175V45H174ZM176 46H175V47H176ZM194 46H195V44H194ZM194 46H193V48H194ZM106 47H107V46H106ZM117 47H118V46H117ZM132 47H133V46H132ZM136 47H137V46H136ZM175 47H174V48H175ZM188 47H189V48H188ZM256 47H257V46L254 45V46H253V49L250 48V50L252 49V51H253L254 48H255L254 51H255V53H256V52L258 51V48L256 49ZM86 48H88V49H86ZM107 48H108V47H107ZM182 48H183V50H182ZM185 48H186V50H187V48H188V50H187V51L184 50ZM205 48H206V49H205ZM218 48H219V47H218ZM140 49H141V48H140ZM146 49H147V48H146ZM157 49H160V48H156V50H155L153 53H156V51H158ZM100 50H102V51H100ZM127 50H128V48H127ZM132 50H133V49H132ZM132 50H131V51H132ZM141 50L144 52V54L146 53L145 50H143V49H141ZM148 50H149V49H148ZM148 50H147V51H148ZM162 50H163V49H162ZM175 50H174V52L177 54L178 52H176ZM195 50H196V49H195ZM215 50H214V52H215ZM67 51H68V50H67ZM107 51H110V54H109V55H111V53H112L111 50H107ZM112 51H113V50H112ZM142 51H140V52L142 53ZM181 51H182V52H181ZM252 51H251V52H252ZM69 52L71 53L72 51L70 50V51H68V53H69ZM99 52H103V56H104V53H107V54L105 55V56H106L105 58H108V57L110 58V59L107 60V61L110 60L109 62L106 61V63L108 64L107 66H106L105 61L103 60V59H105V58H104V57H103V58L100 57V55L102 56V53L99 54ZM115 52H116V51H115ZM122 52H124V50H123ZM132 52H133V51H132ZM135 52H136V51H135ZM138 52H139V50H138ZM150 52H151V51L147 52V54H148V53L150 54ZM163 52H164V54H165V52H166L165 49H164ZM172 52H173V51H172ZM174 52H173V53H174ZM217 52H218V50H217ZM249 52H250V51H249ZM157 53H158V52H157ZM157 53H156V54H157ZM179 53H178V55H177L176 57H178V59H182V56H180L181 58H179V55H180ZM195 53H196V52H195ZM252 53H253V52H252ZM257 53H258V52H257ZM257 53H256V55H254V56H256V57L258 56V57H259V55H257ZM124 54H125V52H124ZM132 54H133V53H132ZM136 54H138V53H136ZM144 54H143V56H144ZM149 54H148V56H149ZM166 54H167V52H166ZM176 54H174V56H173V54H172V53L170 54V52H169V55H168V56L172 55L173 57H172V56H170V57H171V59H172V58L174 59ZM190 54H192V53H190ZM249 54H250V53H249ZM116 55H117V54H116ZM127 55H128V54H127ZM134 55H135V54H134ZM138 55H139V54H138ZM138 55H137L136 57H138ZM140 55H142V54H140ZM192 55H193V54H192ZM197 55H198V52H197ZM200 55H201V54H199V56H200ZM203 55H202V56H203ZM210 55H211V54H210ZM210 55H209V56H210ZM250 55H252V54H250ZM250 55H249V56H250ZM151 56H152V55H151ZM202 56H200V57H202ZM252 56H253V55H252ZM128 57H129V56H128ZM128 57H127V58H128ZM141 57H142V56H141ZM141 57H140V58H141ZM158 57H159V55H158ZM158 57H157V58H158ZM184 57H185V56H183V58H184ZM187 57H188V54H187ZM187 57H186V58H187ZM190 57H191V56H190ZM190 57H189V59H190ZM118 58H120V57H118ZM124 58H126V57H124ZM127 58H126L125 60H128ZM134 58H135V57H134ZM186 58H185V59H186ZM192 58H194V57L192 56ZM192 58H191V59H192ZM197 58H199V57H197ZM254 58H255V57H254ZM115 59H117V58H115ZM129 59H130V58H129ZM131 59H132V58H131ZM144 59H146V58H144ZM150 59H151V58H150ZM158 59H159V58H158ZM161 59H162V58H161ZM167 59H169V58H167ZM171 59L168 60V61L170 62ZM195 59H196V57H195ZM195 59H192L190 62L193 61L195 64H196V62H198L199 64H200L201 62H203V60H202L201 62H199L197 59H196L197 61H196ZM201 59H203V58H201ZM201 59H200V60H201ZM210 59H211L210 62H212V59H214V58H210ZM257 59H258V58H257ZM105 60H106V59H105ZM156 60H157V59H155L154 61H151V62H155ZM174 60H176V59H174ZM194 60H195V61H194ZM208 60H209V59H208ZM254 60H255V59H254ZM121 61H122V60H121ZM123 61H124V59H123ZM163 61H164V60H163ZM172 61H173V60H172ZM179 61H180V60H178V62H179ZM181 61L184 62L185 60L182 59ZM186 61H188V59H186ZM206 61H207V60H206ZM251 61H252V59H251ZM117 62H119V61H117ZM126 62H127V61H126ZM126 62H125V63H126ZM128 62H131V60H128ZM138 62H140V60H139ZM138 62H137V63H138ZM158 62H159V64H160L161 60H158ZM164 62H165V61H164ZM178 62H177V63H178ZM182 62H181V63H182ZM188 62H189V61H188ZM188 62H186V63H188ZM190 62H189V64H190ZM207 62H208V61H207ZM210 62H209V63H210ZM213 62H214V61H213ZM258 62H260V61H258ZM111 63H110V64H111ZM119 63H121V62H119ZM123 63H124V62H123ZM125 63H124V65H125ZM145 63L148 64L149 62L145 61ZM162 63H163V62H162ZM172 63H176V61H175V62H172ZM172 63H171V64H172ZM177 63H176V66H177ZM251 63H252V62H251ZM256 63H257V62H256ZM131 64H132V63H130V65H131ZM134 64H135V62H134ZM141 64H142V66H144V69H143V70H145V68H146L145 65H143V63H141ZM178 64H180V63H178ZM182 64H183V63H182ZM195 64H194V65H195ZM201 64H203V63H201ZM260 64H262V63H260ZM118 65H119V64H118ZM130 65H129V66H130ZM148 65H149V64H148ZM148 65H147V66H148ZM151 65H152V64H151ZM156 65H158V64H156ZM161 65H162V64H161ZM186 65H187V64H186ZM186 65H185V66H186ZM192 65H193V64H192ZM192 65H191V66H192ZM196 65H197V64H196ZM204 65H205V66H206V65L209 66L210 64L206 63V64H204ZM257 65H259V63H258ZM262 65H263V64H262ZM262 65H259V66H262ZM119 66H120V65H119ZM119 66H116V67L119 68ZM127 66H128V64H127ZM131 66H133V64H132ZM158 66L160 67V65H158ZM180 66H181V64H180ZM188 66H190V65H187L186 67H183V69L186 70V68H187ZM191 66H190V68H191ZM197 66H198V65H197ZM197 66H194V67L197 68V69H195V68L192 66L193 69H194V71H195V70H197V71L199 70L198 68H200V65H199L198 67H197ZM202 66H203V65H202ZM202 66H201V67H202ZM205 66H203V67H205ZM109 67H110V66H109ZM109 67H108V68H109ZM116 67H115V68H116ZM121 67H122V66H121ZM121 67H120V69H124V68H125V67H123V68H121ZM134 67H135V66H134ZM137 67H138V66H137ZM139 67H140V66H139ZM139 67H138V68H139ZM165 67H166V66H164V68H165ZM181 67H182V66H181ZM203 67L201 68V72H202V69H203L204 71L206 70V71L204 72V74L206 73V76H202V75H204V74H202V75H201V76H202L201 78H204V77H205V78H204V80H205L206 77H207L208 75H210V73H209L210 70L207 71V70H208V69H206L207 66H206L205 68H203ZM110 68H112V66H111ZM113 68H114V67H113ZM132 68H133V67H132ZM147 68H148V71H149V70L151 71V69H149V67H147ZM147 68H146V69H147ZM154 68H155V67H154ZM156 68L158 69V67H156ZM188 68H189V67H188ZM261 68H262V67H261ZM0 69H1V68H0ZM8 69H10V68H8ZM24 69L26 70L27 67L25 66ZM120 69H119V70H120ZM157 69H156V72L159 73V74H161V72H160V70H159L160 68H159L158 70H157ZM214 69H215V68H214ZM257 69H258V68H257ZM1 70H3V69H1ZM106 70L108 71L107 73H106ZM131 70H132V69L130 68V73H131ZM172 70L174 71V68H173ZM181 70H182V69H181ZM191 70H192V69H191ZM191 70L188 69V71H186V72H189V71H190V72H189L190 74H189V78H188V79L191 78V77H190L191 74H192L193 76H195V75H194V72L192 73ZM216 70H217V69H216ZM216 70L213 72V74L216 72ZM261 70H263V69H261ZM5 71H6V72H7V71H10V73H8V72H7L8 74H5V73H4V76H2V77L6 80L5 90H6V91H9V92L11 91L10 93H17V94H18V93H21V92L29 93L30 91L41 90L42 88H45V87H51V86H53V85L55 86V85L57 84V82L63 85V86L60 85L61 88H62V87L64 88V86L66 87V86L69 85V84H71V86L74 84V83L72 84V83H70L69 81L66 80V79H68V78H67L68 75H67V77H66V74H65V73H62V75H61L60 72H57V73H59L61 79H60L59 81H57V80H53V79L51 78V75H50V74H46V73L38 74V72H37L35 69L31 70L30 74H28L27 77H25V75H27V74H26V71H24V72H25V73L23 74L24 77L16 76V73L14 72V69H12V68H11L10 70H5ZM120 71H122V72H120L121 74L124 73L123 70H120ZM132 71H134V70H132ZM135 71H136V70H135ZM145 71H146V70H145ZM145 71H144V72H145ZM164 71H166V73H167V69L164 70ZM164 71H163V72H164ZM197 71H196L195 73H196L197 75L199 74V76H200V73H201V72H200V71L197 72ZM0 72H2V71H0ZM113 72H114V71H113ZM127 72H128V71H127ZM136 72H138V71H136ZM146 72H147V71H146ZM151 72H152V71H151ZM170 72H171V71H170ZM170 72H169V73H170ZM176 72H177V73H180V72H181V71H180V68L178 69V71H177V69H176ZM184 72H185V71L182 70V74H185V75L188 77V75L186 74V72H185V73H184ZM207 72H208V73H207ZM210 72H212V71H210ZM2 73H3V72H2ZM105 73H106V74H105ZM120 73H117V75H116V73L114 72L115 75H113L114 77L112 78V80H111V82H110V83H112V84L104 83V84H105V85H104V84L102 83V84H103L102 87H101V85L98 87V85L95 86L96 84H94V86H95V87H93L94 91H96V89L99 90V88L102 89V91L104 92V93L102 92V95H103V96H100L101 93H100L99 95H97V91H96V92L93 91L94 93L91 92L93 95L91 94V95H89V96H87V97L85 96L84 98L80 99L78 103L70 105V106H72V107H71L70 110H69V115H68V116H69V118H71V120H72L73 123H77V124H78V128H75V126H73L68 132L66 131V132H63V133L61 134V135H63L65 138H67V140H65L64 142H62V145H63V146H64L65 144H68V143H69V142H67L68 140H70V139H71V140L74 139V137H72V135H69V134H73L74 136H77V137H79L80 139L86 137V134H88L87 132L89 131V129L87 128L88 131L86 132L87 129H85V124H88V123L86 122V123L84 124V121H85V120H86V121H89V122H90V120H91V122H92L93 119H97V118H99L100 116H103L104 118H106V119L108 120L107 123H110V121H111L112 119H114V118L117 120V117H115L116 113L118 114L117 110H118V109H121L120 107L123 106V103H125L126 101H127V102L129 101V103H130V100H128V99L126 98V96L124 97V90H125L126 88H128L127 86H133V87H134V85H135V83H134V85L130 84L131 81L128 82V81L131 79V77H130V79L127 80V81L124 80V81H125V84H124V82H123V79L121 80V79L119 78V79H117V81H116L114 78H116L115 76H118ZM125 73H126V72H125ZM149 73H150V72H149ZM169 73H168V74H169ZM177 73H176V74H177ZM202 73H203V72H202ZM67 74H70V73L68 72ZM111 74H112V73H111ZM131 74H132V73H131ZM134 74H135V73H134ZM144 74H145V73H144ZM152 74H153V73H152ZM159 74L157 75V77H160V76H161V75H159ZM164 74H165V73H164ZM174 74H175V73H174ZM207 74H208V75H207ZM218 74H219V73H218ZM218 74H217V73L215 74V78H216V79L220 78V77H218V76H219ZM0 75H1V74H0ZM2 75H3V74H2ZM108 75H110V74H108ZM108 75H106V76H108ZM122 75H123V74H122ZM122 75H121V78H122ZM127 75H128V74L126 73V75H123V76H127ZM149 75H151V74H149ZM154 75H155V74H154ZM169 75H170V74H169ZM169 75H167V77H165L164 80L162 79V81H163L164 83L166 82V84H167V80L169 79V77H168ZM216 75H218V76H217L218 78L216 77ZM220 75H221V74H220ZM119 76H120V75H119ZM119 76H118V77H119ZM179 76H181L182 79H181ZM179 76H178L179 78L177 77V78L179 79V81H180V80H183V81H184L185 78L182 77L183 75H179ZM193 76H192V77H193ZM74 77H75V75L73 76V78H74ZM118 77H117V78H118ZM151 77H154V76H151ZM161 77H163V75H162ZM161 77H160L159 80H160V82L162 83V81H161ZM184 77H185V76H184ZM197 77H198V76H197ZM197 77H196V78H197ZM211 77L214 79V76L212 75V73H211L210 78H211ZM221 77H223V78H221L222 80L225 79L224 76H221ZM261 77H262V76H261ZM123 78H125V77H123ZM167 78H168V79H167ZM193 78H194V77H193ZM208 78H209V76H208ZM208 78H207L206 80H208ZM108 79H109V78H108ZM155 79H158V78H155ZM155 79H154V80H155ZM171 79H174V78L172 77ZM197 79H198V81L200 80L199 78H197ZM197 79H195V81H196ZM216 79H215V80H216ZM221 79H220V80H221ZM1 80H2V79H1ZM85 80H84V82H85ZM113 80H114L115 82H114ZM185 80H186V79H185ZM192 80H193V79H192ZM222 80H221V81H222ZM225 80H226V79H225ZM3 81H4V80H3ZM66 81H67V83H66ZM121 81H122V82H121ZM147 81H149V80H147ZM156 81H157V80H156ZM156 81H155V82H156ZM170 81H171V80L169 79L168 84H170V83H169ZM200 81H202V80H200ZM208 81H209L210 83H213V82H212L213 80L211 81V80L209 79ZM261 81L264 82L263 77L261 78ZM126 82L129 83V84H127ZM151 82H152V81H151ZM151 82H149V84H151ZM157 82H159V81H157ZM160 82H159V83H160ZM175 82H176V81H175ZM185 82H186V81H185ZM205 82H206V81H205ZM65 83H66L67 85H66ZM100 83H97V84H100ZM146 83H147V82H146ZM177 83L179 84L178 80H177ZM177 83H176L175 85H176V86H180V85H177ZM182 83H183V82H182ZM182 83H180V84L182 85ZM187 83H188V85L190 84V82H186L185 85H187ZM214 83H215V82H214ZM216 83H217V80H216ZM64 84H65V85H64ZM76 84H77V83H76ZM85 84H86V83H85ZM126 84H127V85H126ZM144 84H145V83H144ZM144 84H142V86H143ZM147 84H148V83H147ZM147 84H146V85H147ZM152 84H153V83H152ZM152 84H151L150 86H152ZM155 84H156V83H155ZM155 84H154V85H155ZM172 84H174V83H172ZM172 84H171L172 87L169 86L168 89H172L174 95L171 94L170 96H168V93H167V98H170V97L172 96L173 100H174V99H177V102H174V103H176V104L178 103V106H180L179 103H182L183 100H184V102H186L183 96H189V94H188V93H189L188 90H185V89H188V88H187L186 86L184 87V83H183L182 86H183L184 90H183L182 88L179 87L178 89H182L183 91H182V90H178V91H177V88L175 87L176 89H175V93H174V89H173V85H172ZM263 84H264V83H263ZM82 85H83V84H82ZM137 85H138V82H136V86H135L136 88L133 89V88L131 87L132 90H133V95H132V96H133V101H134L136 104H137L138 102H141V103H142V101H144V100H142L141 96L138 97V94H139V93H135V92H134L135 90L138 91V89H139V90L141 91V90L143 89V88L140 89V88L142 87L141 85H140V88H139ZM188 85H187V86H188ZM220 85H222V83H221ZM69 86H70V85H69ZM71 86H70V87H71ZM147 86H148V85H147ZM147 86H146V88H147ZM157 86H158V85H157ZM157 86H156V87H157ZM159 86L161 87V85H159ZM162 86H164V85H162ZM72 87H73V86H72ZM72 87H71V88H72ZM77 87H78V86H77ZM90 87H91V86H90ZM97 87H98V88H97ZM152 87H153V86H152ZM156 87H154V88H155L156 90H158L157 88H159V87H157V88H156ZM164 87H165V86H164ZM166 87H168V86H166ZM166 87H165V91L163 90L164 92H163V91H160V90L163 89L162 87H161L160 90H158L159 92L156 91V90L153 89V88H152V89L155 90L156 93H157V92L160 93V94L157 93L158 96L161 95V92H162L164 95H166L165 92H167V91H168V92L171 91V93H172V90L169 91V90L167 89V91H166ZM217 87H218V86H217ZM236 87H237V90H238V89H239L238 86H236ZM236 87H235V88H236ZM68 88H69V87H68ZM124 88H125V89H124ZM149 88H150V87L148 86L147 89H149ZM242 88H243V87H242ZM66 89H67V88H66ZM111 89H112L113 91L115 90V91H117V92L119 93V94H116V95H117V98H115V97H116L115 95H111V94H110V91H112ZM123 89H124V90H123ZM152 89H150V91H151ZM64 90H65V89H64ZM75 90H76V89H75ZM127 90H129V89H127ZM130 90H131V89H130ZM153 90H152V95H151V92H149V93H150V94H148L149 96H148V95L146 96L147 93L144 95L145 97H148V101H150V103H151V101H152L153 99H155V100L157 99V97L154 98V97L157 96V95H155V94H156L155 92L153 93ZM237 90H236V91H237ZM26 91H27V92H26ZM140 91H138V92H140ZM143 91L145 92V89L142 90L141 93H144ZM184 91H186L187 94H186V92H184ZM238 91H240V90H238ZM72 92H73V91H72ZM74 92H76V91H74ZM74 92H73V93H74ZM99 92H101V90H99ZM125 92H127V91H125ZM114 93H116V92H114ZM131 93H132V92H131ZM184 93H185V94H184ZM21 94H23V93H21ZM88 94H89V93H88ZM120 94H121V95H120ZM122 94H123V96H122ZM153 94L155 95L154 97H153ZM169 94H170V93H169ZM118 95L122 96V98H121L120 96H118ZM141 95H142V94H141ZM150 95H151L152 97H151ZM164 95H163V96H160V98H161V97L163 98ZM112 96H114V98H113ZM132 96H131V97H132ZM144 96H143V97H144ZM174 96H175V97H174ZM119 97H120V99H122V100L126 99V101H125V100H124V101L121 100V103H122L121 106L119 105V103H120V102H119L120 99H118ZM123 97H124V98H123ZM149 97H151V99H152V98H153V99L151 100V99H149ZM189 97H190V96H189ZM234 97H235V96H234ZM134 98H135V100H139V101H135ZM140 98H141V99H140ZM164 98H165L166 100H165V99H164V100H163V99H162V100L160 99V101H161V102H160V101L158 100V99H159V98H158V99H157V102H156V104H159V102H160V104H159V105H160V106H159V110H160V111H163V114H162V115H164V112H166V111H165L166 107H167L170 103H171L170 105L172 106V103H173V100H171L172 102H170L169 99H167L166 97H164ZM235 98H238V99H239V96H238V97H235ZM113 99H114V100L117 99V101H116V100L114 101ZM131 99H132V98H131ZM144 99H145V98H144ZM233 99H234V98H233ZM63 100H64V99H63ZM111 100H112V102H111ZM168 100H169V101H168ZM187 100H188V99H187ZM46 101H47V100H46ZM49 101H50V100H49ZM49 101H48V102H49ZM109 101H110V102H109ZM146 101H147V100H146ZM158 101H159V102H158ZM162 101H163V103H162ZM175 101H176V100H175ZM117 102H119V103H117ZM153 102H154V100H153ZM188 102H189V101L186 102L187 104H186V103H184V104H186V106H187V105L189 104ZM233 102H235V101H233ZM52 103H53V102H52ZM108 103H111V105H112V103L115 104V105L113 106V111L116 110L115 112H113V111L110 110V109H112V108H110V106L108 105ZM132 103H133V102H132ZM50 104H51V102H50ZM127 104H128V103H127ZM127 104L125 103V105H124V107H123V108H127V110L125 109V110H126L125 112H127V113L125 114L126 117L124 116V118H125L124 120H126V121L129 120L128 122L130 123V122H132V120H133V118L131 119V118H129L130 116H128V115H129V114H128V110H129L128 108H129V105H130L131 103H130L129 105H127ZM144 104H145V102H144ZM156 104H155V105H156ZM184 104H183V105H184ZM132 105H133V104H132ZM137 105L140 106V103L137 104ZM142 105H143V104H142ZM153 105H154V104H153ZM183 105L181 104L182 107H183ZM108 106H109V107H108ZM119 106H120V107H119ZM127 106H128V107H127ZM171 106H169V108H168L169 110H170V108H171V110H172V107H171ZM173 106H174V107H177V105L175 106L174 104H173ZM181 106H180V108L183 109L184 107L182 108ZM184 106H185V105H184ZM135 107H136V106H135ZM153 107H154V106H153ZM155 107H156V106H155ZM155 107H154V108H155ZM177 108H178V107H177ZM139 109H140V108H139ZM181 109H180V110H181ZM4 110L6 111V113H8L7 106H5V105H3L2 103H0V116L2 115V112H3ZM157 110H158V105H157ZM159 110L157 111L158 113H159ZM176 110H177V109H175V111H176ZM5 111H4V112H5ZM118 111H120V110H118ZM122 111H123V109H122ZM122 111H120V112H122ZM183 111H184V109H183ZM188 111H189V110H188ZM154 112H155V111H154ZM171 112H172V111H171ZM180 112H182V111H180ZM184 112L186 113L187 111H184ZM9 113H10V112H9ZM138 113L141 114V113H143V112H141V113L138 112ZM151 113H152V111H151ZM158 113L155 112V116H156V117L158 116ZM167 113H169L168 110H167ZM173 113H174V112H173ZM173 113H171V114H173ZM119 114H121V113H119ZM123 114H124V113H123ZM123 114H121V115H123ZM133 114H134V113H133ZM133 114H132V115H133ZM159 114H161V112H160ZM175 114H176V113H175ZM178 114H179V113H178ZM182 114H183V113H182ZM187 114H189V112H188ZM187 114H186V115H187ZM14 115H16V116H14V118H10V117H9V116H11L10 114H8L7 117L5 116L6 120H9L8 117L10 118V120H9V125L6 123L5 126H4V125H3V126H0V131H1V133L4 134L6 137H7V136H9V137L11 136V134L9 133V130H10L9 128H12V127H13V128H16V127L19 128V125H21V120H22V119H23V120L25 119V120L27 121V123H28V122L31 123V122H33V118H34L33 116H34V115L36 116L35 112H34L32 115H30V116L28 115L27 117H23V116H22V118L19 117V116H21V115H17V114H14ZM130 115H131V114H130ZM132 115H131V117H132ZM134 115H136V113H135ZM137 115H138V114H137ZM141 115H142V114H141ZM141 115H140V117H141ZM144 115H146V113H145ZM144 115H142V116L144 117ZM148 115H149L150 117H149ZM148 115L145 117V121H146V118H148V119L151 118V120L149 119V120H150L149 122H148V120L146 121V123L148 122V123L150 124V122L152 121V118H154V117H151V116H154V113H153V115H151L150 113H149ZM167 115H168V114H167ZM3 116H4V115H3ZM160 116H161V115H160ZM173 116H174V115H173ZM180 116H182V115H180ZM188 116H189V115H188ZM133 117H135V116H133ZM136 117H137V116H136ZM140 117H139V118H140ZM156 117H155V118H156ZM162 117H164V116H161V118H160V117H158V118L162 119ZM165 117H167V116H165ZM165 117H164V120H165ZM169 117H170V115H169ZM186 117H187V116H186ZM237 117H238V116H237ZM1 118H2V117H1ZM5 118H4V120H5ZM127 118H128V119H127ZM167 118H168V117H167ZM119 119L123 120V116H119ZM160 119H159V120H160ZM238 119H239V118H238ZM6 120H5V122H6ZM124 120H123V122H124ZM130 120H131V121H130ZM134 120L136 121V119H134ZM137 120H139V122H140L142 119H138V118H137ZM157 120H158V119H156L155 121L157 122ZM159 120H158V121H159ZM164 120L162 119V120H160L159 122L156 123V124H158V125L160 124L158 127H155V126H157V125H155V123L153 124V125H155L154 127L157 129V131H159V132H162V131H163V130H162L163 127L161 128L160 126H161V124L166 125L165 123H161V121L164 122ZM234 120H235V121H234ZM234 120H233V123H234V124L237 123L236 125H239V122L236 120V118H234ZM118 121H119V120H118ZM118 121L114 122V123H117L118 125H116V124H113V125H112L114 128L117 129V130H115V131H121V130H122L121 128H123V127L125 128V125H127V124H124L123 127L120 126V130H119V129H118V128H119V124L122 125L123 122L120 123V122H118ZM126 121H125V122H126ZM153 121H154V120H153ZM153 121H152L151 123H153ZM167 121H168V120H167ZM236 121H237V122H236ZM5 122H4V123H5ZM94 122H95V121H94ZM137 122H138V121H137ZM142 122H144V121L142 120ZM230 122H231V121H230ZM235 122H236V123H235ZM10 123H11V127H10ZM126 123H127V122H126ZM135 123H136V122H135ZM148 123H147V124H148ZM167 123H168V122H167ZM92 124H93V123H92ZM95 124H97V123L95 122ZM133 124H134V123L132 122V123H131V126H133ZM136 124H137V123H136ZM142 124L144 125V123H142ZM142 124H141V123L137 124V125H138V128H139L140 126H143ZM249 124H250V123H249ZM93 125H94V124H93ZM108 125H109V124H108ZM115 125H116V126H115ZM128 125H129V124H128ZM137 125H136V127H137ZM164 125H163V126H164ZM229 125H230L231 127H233L231 124L228 123V129H229ZM236 125H235V126H236ZM89 126H90V123H89ZM117 126H118V127H117ZM147 126H148V125H146V126H144V127H147ZM168 126H169V125H168ZM235 126H234V127H235ZM110 127H111V126H110ZM113 127H112L111 129H113ZM149 127H152L151 129H152V132H153L154 127L151 125V126H148L147 128L149 129ZM237 127H238V126H237ZM249 127H250V126H249ZM128 128H129V126H128ZM128 128H125V129H123V130H126V129H128ZM131 128H132V127H131ZM138 128L136 129V131H137V132L139 131V133L146 132V131L148 132V129H147V128H145V131H144V130L142 131V130L140 129L141 127L139 128L141 131H140ZM164 128H166L165 130H167V127H164ZM250 128H252V125H251ZM250 128H249V129H250ZM91 129H92V128H91ZM142 129H143V128H142ZM151 129L149 130L148 133L151 132ZM156 129H155V130H156ZM230 129H231V128H230ZM230 129H229V130H230ZM233 129H236V128H233ZM13 130H14V129H13ZM84 131H85L86 133H84ZM131 131H132V130H131ZM136 131H135V132H136ZM249 131H251V132L254 131V128H252V130H249ZM255 131H256V130H255ZM257 131H258V130H257ZM257 131L255 132L256 135L258 134ZM128 132H130L129 129L125 132V134L128 133ZM147 132H146V134H145V133H142V134H139V133H138V134H139L140 136H142V135L145 134V136H142V139H145V140L147 141V139H148L147 137L149 136V138H152V135H153V133H154V132H153V133L151 132L150 135H151V134H152V135H151V137H150V135H147V134H148ZM167 132H168L170 135H171V133L173 134V132H169V131H167ZM231 132H233V130H231ZM235 132H236L235 134H237V132L239 133V130H238V131L235 130ZM251 132H250V133H251ZM110 133H111V132H110ZM113 133H116V132H113ZM113 133H112V134H113ZM120 133H121V132H120ZM122 133H123V131H122ZM163 133H164V132H163ZM250 133H249V134H250ZM129 134H130V133H129ZM129 134H127V135L129 136ZM132 134H134V133H132ZM138 134H137V135H134V137H135V136L139 137ZM165 134H166V131H165L164 135H163V136L160 135V137L163 138V137L165 136ZM169 134H166V135H167L166 137H170ZM228 134H230V133H229L228 130H227V136H229ZM114 135H115V134H114ZM114 135L111 136L112 138H110V137L108 136V139H107V138L103 139V138L100 137V138L103 139V140H99L100 142L97 141L98 144H97L95 141H94V142H91V141H88V142H82V141H80V142H79V145L82 147V149H83V151H84V154H85V155H89V157H93L94 155H92V154H94V153L97 152V151H98V152L96 153L97 155H98V153H99V155H101V153L104 155V150H105V149H106V151L108 150L107 152H110V150H111V152H112V151L114 152L115 149H118V148H115V146H114V142H113L114 140H117V139H118V140H119L118 142H120L119 145H120V144L123 145V142H124L123 139H122V140L119 139V138H118V137H119L118 135H115V136L117 137V138L115 139V138H114V137H115ZM158 135H159V134H158ZM168 135H169V136H168ZM173 135H174V134H173ZM173 135H171V136H173ZM237 135H238V134H237ZM237 135H236V136H237ZM251 135H252V134H250V136H251ZM113 136H114V137H113ZM120 136H121V134H120ZM122 136H124V135L122 134ZM155 136H156V134H155ZM225 136H226V135H225ZM231 136H232V138L235 139V138H237L239 135L236 137L234 134L231 133ZM250 136H249V137H250ZM258 136H261V133H259ZM130 137H131V135H130ZM156 137H157V136H156ZM173 137H174V136H173ZM113 138H114V140H113ZM123 138H124V137H123ZM140 138H141V137H140ZM146 138H147V139H146ZM162 138L159 139V140H163V139L165 140V138H163V139H162ZM230 138H231V137H230ZM259 138H260V137H259ZM124 139H125V138H124ZM129 139H130V138H129ZM131 139H132V138H131ZM137 139H138V138H136L135 141H137ZM153 139H155V138H153ZM153 139H148V140L150 141V140H153ZM156 139H157V141H156ZM156 139L153 140V142L155 141V144H154L153 142H152V144L156 145L157 148H161L162 146L164 147V144H165L166 142H165V143L162 142L163 145H162V143H161V146H158V145H160V143H159V141H158V138H156ZM169 139L172 140V137H170ZM96 140H97V139H96ZM164 140H163V141H164ZM251 140H252V138H249V146H251V144H253V142H255V141H253V140H252V141H253V142H252ZM92 141H93V140H92ZM122 141H123V142H122ZM140 141H141V140L137 141V142H139V143H138L139 146H141L140 143H142V141H141V142H140ZM143 141H144V140H143ZM149 141H148V143H149ZM165 141H166V140H165ZM167 141H169V140H167ZM129 142H131V141H129ZM156 142H157V143H156ZM160 142H161V141H160ZM170 142L172 143V146H173L174 142H173V141H170ZM148 143L146 142V144H147L146 148L148 147ZM171 143H170V145H171ZM255 143L257 144L258 142H255ZM70 144H71V143H70ZM135 144H136V143H135ZM138 144H136L135 147H137ZM150 144H151V143H150ZM150 144H149V147H148V148H149L148 151H150V146H151V148L153 149L152 145H150ZM167 144H169V142L166 143L165 145H167ZM179 144H180V143H179ZM181 144H182V143H181ZM142 145H143V146L145 145V141H144V144H142ZM174 145H175V144H174ZM71 146H72V145H70L69 147H70L72 153L75 154V155H76V154H79V153L77 152V150L75 151ZM125 146H126V145H125ZM129 146H130V145H129ZM156 146H155V147H156ZM181 146H182V145H181ZM253 146H254V145H253ZM257 146H258V144H257ZM127 147H128V146H127ZM135 147H134V148H135ZM163 147H162V149H163ZM183 147H184V146H183ZM205 147H206V146H205ZM228 147H229V146H228ZM251 147H252V146H251ZM251 147H250V148H251ZM104 148H105V149H104ZM131 148H132V147L130 146V147H128L127 149L129 150V149H131ZM148 148H147V149H148ZM157 148H156V150H157ZM185 148L187 149L186 146H185ZM185 148H184V149H185ZM200 148H201V147H200ZM209 148H210V147H209ZM98 149H99V150H98ZM100 149H101V150H100ZM143 149H145V148L143 147ZM143 149H142V150H143ZM147 149H145V150H143V151L145 152ZM154 149H155V148H154ZM162 149H160L161 152H162ZM181 149H182V147H181ZM181 149H179V151H180ZM190 149H191V148H190ZM205 149H207V148H205ZM231 149H232V148H231ZM118 150H119V149H118ZM160 150L158 149L157 151H160ZM164 150L166 151V146L164 147ZM167 150H168V149H167ZM173 150H174V149H173ZM188 150H189V149H188ZM194 150H195V149H194ZM209 150H210V149H209ZM249 150H250V149H249ZM106 151H105V152H106ZM129 151H130V150H129ZM131 151H132V150H131ZM131 151H130V152H131ZM154 151H155V150H154ZM157 151H156V152H157ZM165 151H163V152H164L163 155H162L163 152H162V153L160 152L161 154L158 153L159 155L156 154V152H154L155 157H157V159H158V157H160V155H161V156H168V158H169V154H167V151H166V153H165ZM170 151H171V150H170ZM181 151H182V150H181ZM183 151H184V150H183ZM185 151H186V150H185ZM189 151H191V150H189ZM192 151H193V150H192ZM192 151H191V152H192ZM202 151H203V149H202ZM261 151H262V150H261ZM44 152H45V156H47V155H48V151L45 150ZM144 152H143V153H144ZM151 152H152V151H151ZM191 152H190V153H191ZM193 152H196V151H193ZM250 152H251V151H250ZM250 152H249V153H250ZM252 152H253V151H252ZM255 152L257 153V151H255ZM259 152H260V151L258 150V153H259ZM114 153H115V152H114ZM145 153L148 154L149 152L147 153V151H146ZM168 153H171V152L168 151ZM175 153H176V155H178L177 152H175ZM180 153H181V152H180ZM200 153H203V152H200ZM206 153H208V151H207ZM258 153L256 154V157H259V156L261 155V154L259 155ZM263 153H264V152H263ZM84 154H83V155H84ZM107 154H108V153H107ZM119 154H121V153L119 152ZM146 154H145V155H146ZM165 154H166V155H165ZM171 154H172V157H171ZM171 154H170V157H171V158L174 157L175 160H174V159L171 160V161H172V164L170 163L171 161H170V162L167 161V162H169L171 165H173V164H175L174 161H176V160L178 161L179 158L177 159V156H176L175 154H173V153H171ZM184 154H185V155H183V152H182V153H181V156H178V157H184V156H185V157H186V160H187V156H189V155L186 154L185 152H184ZM254 154H255V153H254ZM90 155H92V156H90ZM97 155H96V156H97ZM99 155H98V156H99ZM105 155H106V154H105ZM105 155H104V156H105ZM151 155H152V154H151ZM157 155H158V156H157ZM179 155H180V154H179ZM182 155H183V156H182ZM186 155H187V156H186ZM251 155H252V154H251ZM257 155H259V156H257ZM175 156H176V158H175ZM202 156H204V155H202ZM249 156H250V154H249ZM86 157H88V156H86ZM107 157H108V155H107ZM115 157H116V155H115ZM117 157H118V156H117ZM150 157H151V156H150ZM153 157H154V156H153ZM185 157H184V158H185ZM253 157H254V156H253ZM253 157H252V158H253ZM256 157H254V158H256ZM84 158H85V157H82L83 162H81L82 160H80V162L83 163V164H81V166L79 167V168H81V169L83 168V169H82L83 172H84V170H87L86 167H85V169H84ZM143 158H144V156H143ZM145 158H146V156H145ZM171 158H170V159H171ZM203 158H204V157H203ZM203 158L201 159V162H200V158H199V161H198V159H195V157H194V158H193V161L195 160V165H196V163L199 164V166L196 165L197 167H200L201 163L203 162L201 166H202V169L205 170L206 167L203 168V166H205L207 163H206V164L204 163V159H205V158H204V159H203ZM260 158H261V156H260ZM157 159H155V160L157 161ZM162 159H163V157H162V158L160 157V160H158V162H159L160 164H161L160 161H162ZM165 159H166V157L164 158V160H165ZM180 159H182V158H180ZM190 159H191V156H190ZM190 159H189V161H192V159H191V160H190ZM261 159H262V158H261ZM261 159L258 158V160H255V161H256V164H257V161H259V160H261ZM263 159H264V156H263ZM263 159H262V160H263ZM86 160H87V159H86ZM105 160H106V159H105ZM108 160H109V158H108ZM167 160H169V159H167ZM173 160H174V161H173ZM183 160H185V159L180 160V162H183ZM196 160H197L198 162H200V163H198ZM252 160H253V159H252ZM153 161H154V160H153ZM177 161H176V165H177ZM187 161H188V160H187ZM189 161H188V163H189ZM193 161H192V162H193ZM250 161H251V160H250ZM103 162H104V161H103ZM165 162H166V161H165ZM165 162L162 161V164H161L162 166H160V168L163 167V166H165L164 169H165L166 167H168L167 170H169V166H170V165L166 166L167 164H165ZM180 162L178 163L179 166H180V164H181V166H182V164H183L182 168H183V167L186 168V166L184 165V163H180ZM185 162H186V161H185ZM253 162H254V160H253ZM106 163H107V166H108V165L110 166V167L108 166V168H111L110 163H108V161H106ZM106 163H104V164H106ZM163 163H164L165 165H164ZM169 163H168V164H169ZM249 163L251 164V162H249ZM254 163H255V162H254ZM263 163H264V162H263ZM186 164H187V163H186ZM189 164H192V165H193L194 163H189ZM204 164H205V165H204ZM259 164H260V163H258V164L256 165V167H258ZM82 165H83V166H82ZM156 165H157V164H156ZM107 166H105V167H107ZM157 166L159 167V165H157ZM181 166L179 167L180 169H181ZM187 166H188V165H187ZM206 166L208 167V164H207ZM249 166H250V165H249ZM254 166H255V165H254ZM262 166H263V164H262ZM262 166L260 165L259 167H262ZM176 167H177V166H176ZM197 167L195 168V170H198V169H199V168H197ZM256 167H255V168H256ZM108 168H107V169H108ZM170 168H171V166H170ZM179 168H177V169H179ZM251 168H252V167H251ZM81 169H80V170H81ZM177 169H176V168H175V169L173 168L174 172H175V170L177 171ZM180 169L178 170L179 172H181ZM188 169H189V168H186V169H184V170H188ZM202 169H201V170H202ZM253 169H254V167H253ZM253 169H251V170H253ZM262 169H264V166L262 167ZM173 170L171 169V171H173ZM181 170H182V169H181ZM190 170H191V169H190ZM87 171H88V170H87ZM178 171H177V172H178ZM182 171H183V170H182ZM88 172H89V171H88ZM88 172L85 171V174H84L86 179H87V178H90V177H88V176H89V173H88ZM102 172H103V171H102ZM108 172L111 173V175H110ZM160 172H164V174L166 173L165 170L162 171V169H160ZM168 172H169V175H168V176L166 175L167 178H168V177H173V178H174V176H173L174 174L170 176V170H169ZM179 172H178V173H179ZM80 173H81V171H80ZM97 173H98V171H97ZM97 173H94V178H98V179L100 180V182L104 181L103 183H104V184L106 183V184H105L106 188H108L109 186L111 187V189H109L110 187L107 189L108 191H106V188L104 189V190H105V191H103V192H104V195L106 194V195H105V198H107L108 196L110 197V196L113 194V190H114L113 188H115V187H116L115 190L117 189L116 191H117L118 193H117L115 190H114V192L117 193L118 196H119L120 194H121V195L125 194V191H123V189L126 190V187H125V188L123 187V189L120 188V190H122L121 193L118 191V190H119V186H118V185H121V183H120L118 180H116V179L120 178V174H118V173H119L118 171H117V174H116V175H114L115 173L113 174L110 170L107 171V175H106V173H104V172H103V174H102L101 171H99L100 174H99V173L97 174ZM178 173H176V175H177ZM262 173H263V172H262ZM91 174H93V173L90 172V175H91ZM95 174H97V175H95ZM104 174H105V175H104ZM108 174H109V175H108ZM166 174H167V173H166ZM258 174H259V173H258ZM113 175H114V178L116 177V179H113ZM117 175H119L118 178H117ZM180 175H181V174H180ZM180 175H179V176H180ZM182 175H183V174H182ZM182 175H181V176H182ZM254 175H255V174H254ZM263 175H264V173H263ZM181 176H180V177H181ZM183 176H184V177H183L184 181H185L186 179H188V178H185V177H186L185 175H183ZM250 176H251V175H250ZM255 176H256V175H255ZM160 177H161V178H160ZM160 177H159L160 180H162V176H160ZM92 178H93V177H91L90 179H92ZM109 178H110V179H109ZM111 178H112V180H114V183L117 182V184H118V182H119V184L117 185L118 187H117L116 184H114V183H113V186H112V184L110 183ZM121 178H122V177H121ZM250 178H252V177H250ZM250 178H249V179H250ZM262 178H263V177H261V179L259 178L260 180H258V179L255 178L256 181H255V182L253 181V182H254V183H252L253 185L251 184V186H253V187H251V186L249 185V187H251L250 190H252V188H253V190L256 188L257 191H256V189H255V192H259L258 189H260V187H261V189H262V186H261L262 184L260 185V187H258L259 184H258V186H254V184L257 183V181H258L259 183H260V181L262 182V181H263ZM90 179H89V180H90ZM168 179H169V178H168ZM171 179H172V178H171ZM171 179L169 180V181H171V182H173L172 180H174V179L176 180V182H175V180H174L175 184L169 182V184H167V185H170V183H171L172 185L174 184L175 186H177V185H176V184H177V178L175 177L174 179H172V180H171ZM179 179H180V178H178V180H179ZM252 179H254V177H253ZM87 180H88V179H87ZM115 180H116V182H115ZM160 180H159V181H160ZM163 180H165L164 176H163ZM163 180H162V181H163ZM166 180H167V179H166ZM126 181H127V180H126ZM184 181H183V182H184ZM187 181L190 182L189 180H187ZM49 182H51V181H48L47 184H50V185H51L52 183H49ZM112 182H113V181H112ZM127 182H128V181H127ZM164 182H165V181H163V184H164ZM166 182H167V181H166ZM178 182L183 183V182H182V177H181L180 181H178ZM92 183H93V182H92ZM123 183H124V181H123ZM125 183H126V182H125ZM125 183H124V184H125ZM181 183L179 184L180 187L182 186ZM185 183H187V182H185ZM185 183H183V185H184ZM249 183H250V182H249ZM263 183H264V181H263ZM90 184H91V183H90ZM93 184H94V183H93ZM110 184H111V185H110ZM124 184H122V185H124ZM187 184H188V183H187ZM50 185H49V186H50ZM122 185H121V186H122ZM127 185H128V183H127ZM127 185L125 184L124 186H127ZM161 185H162V184H161ZM165 185H166V184H164L163 186L165 187ZM167 185H166V186H167ZM185 185H186V184H185ZM185 185H184V186H185ZM256 185H257V184H256ZM36 186H37V188H38V184H37ZM114 186H115V187H114ZM129 186H130V185H128V187H129ZM184 186H182V187L184 188ZM51 187H52V186H51ZM51 187H50V188H51ZM82 187H83V186H82ZM90 187H91V186H90ZM94 187H95V186H94ZM96 187H97V186H96ZM98 187H99V186H98ZM169 187H170V186H169ZM169 187H168V189H169ZM180 187L178 186V187H176V188L179 189V193L182 194V195H181L182 198H183V193H184V194L186 193V192H184V191H187V193L184 195V199H183V201L180 200V199H181V196L179 197V200H180V202H183L182 206H184V205H188V207H190V208H187V206H186V208H185V206H184L183 208H185V210H187V211L191 210V213H192V211L195 212V211H194V210H196V209H195V206L197 205V204H196V200H192V197H193V196H192L191 194H189V191H188V190H184L182 187H181V188H182L181 190H182V191L184 190V191L181 193V192H180ZM263 187H264V185H263ZM37 188H36V189H37ZM52 188H54V187H52ZM170 188H171V187H170ZM173 188H174V186H173ZM176 188H174V191H176ZM185 188H186V186H185ZM45 189H46V188H45ZM97 189L99 190V188H97ZM97 189L94 190L95 192H94V191H91L92 193H91V192L86 193L87 198H89L90 195L93 194V192H94V193L99 192V191H97ZM127 189H129V188H127ZM166 189H167V188H166ZM110 190H111V191H110ZM169 190H171V189H169ZM38 191H39V190H38ZM38 191H37V192H38ZM54 191H55V190H54ZM54 191H53V193H54ZM96 191H97V192H96ZM134 191H135V190H134ZM137 191H138V193H140V194H141V192H142L141 196H143V195H144V196L147 195V192L145 193V192H143L142 190H141V191H140V190H136V192H137ZM171 191H172V190H171ZM171 191H170V192H171ZM260 191H261V190H260ZM47 192L49 193V190H48ZM51 192H52V190H51ZM103 192H102V193H103ZM105 192H106V193H105ZM110 192H111V193H110ZM122 192H124V193H122ZM126 192H127V191H126ZM177 192H178V191H177ZM90 193H91V194H90ZM102 193H101V194H102ZM107 193H109L108 196H107ZM115 193H114V194H115ZM132 193H134V192H132ZM143 193H144V194H143ZM167 193H169V191H168ZM173 193H174V195H175L176 192H173ZM262 193H263V192H262ZM37 194H38V193H37ZM37 194H36L37 197H36V196H35V197H36L37 199H38V198H41V196L38 197ZM51 194H52V193H51ZM110 194H111V195H110ZM136 194H137V193H136ZM136 194H135V195H136ZM165 194H166V192H165ZM176 194H177V193H176ZM180 194H179V195H180ZM187 194H189V195H188V197H190L189 200H192V201H195V202H192V201L189 202V201H187V200H188ZM257 194H258V193H257ZM132 195H134V194H132ZM172 195H173V194L171 193L169 196H172ZM179 195L177 194V195H175V197H177V196H179ZM249 195L252 196L251 193H249ZM253 195H254V194H253ZM259 195H260V193H259ZM92 196H93V195H92ZM106 196H107V197H106ZM136 196H137V195H136ZM136 196H135V197H136ZM141 196H139V197H141ZM185 196H186V197H185ZM114 197H115V196H114ZM166 197H167V196H166ZM166 197H165V198H166ZM172 197H173V196H172ZM172 197H171V198H172ZM175 197H174L173 199H176ZM201 197L203 198L204 196H201ZM201 197H199V198H201ZM261 197H262V195H261ZM36 198H35V200L37 201ZM42 198H43V197H42ZM95 198H96V197H95ZM110 198H111V197H110ZM132 198H133V197H132ZM177 198H178V197H177ZM185 198H187V199L185 200ZM196 198H197V197H196ZM243 198H247V197L245 196V197H243ZM249 198H250V197H249ZM173 199H172V200H173ZM203 199H204V198H203ZM222 199H224V198H222ZM236 199L238 200V197H237ZM256 199H258V198H256ZM256 199H255V200H256ZM262 199H264V197H263ZM262 199H261V200H262ZM38 200H39V199H38ZM108 200H109V199H108ZM108 200H107V201H108ZM111 200H112V199H111ZM169 200H171V199H169ZM184 200H185V201H184ZM208 200H209V199H208ZM227 200H228V199H227ZM227 200H221V199H220V200H212V201H209V202L205 203L204 206H205V207H209V208H208V211L206 212V215H207L208 218H209L207 222H208V223L211 222V226H210V227H212V225H214V224L216 223V220H217V219H220V218H218V216L216 217L215 215L213 216V218L211 217V218H212V219H211L209 215H213L212 212H213V213L216 212V213H214V214H217V213H220V212H222V213L224 214L225 212L228 213L229 210H231V209L233 210V209H234V208H232V207H231V209H228V208H227L228 210L225 211V212H223L224 207H226L227 205H229L228 202H227ZM239 200H241V199H239ZM242 200L245 201L246 199H242ZM259 200H260V199H259ZM175 201H177V199H176ZM251 201H253V200H251ZM257 201H258V200H257ZM257 201H256V204H255L254 202H253V203H249V206H250V207L252 206L251 209L254 210V212L251 210L252 213H254V214H255V211L257 210V209H256L257 207H255V206L258 205V204H257ZM263 201H264V200H263ZM263 201H262V202H263ZM172 202H173V201H172ZM233 202H234V201H233ZM233 202H232V203H233ZM235 202H239V201H236V200H235ZM241 202H242V201H241ZM260 202H261V201H260ZM262 202H261V205L264 203V202H263V203H262ZM170 203H171V201H170ZM175 203H176V202H175ZM175 203H173V204H175ZM179 204H180V203H179ZM239 204H241V203H238V204L236 205V209H237V207L239 206ZM171 205H172V204H171ZM180 205H181V204H180ZM180 205H178V206H180ZM243 205H247V204L244 203V202H242V206H243ZM259 205H260V204H259ZM173 206H174V205H173ZM178 206H176V207H178ZM229 206H231V205H229ZM263 206H264V205H263ZM263 206H262V207L260 206V207H259L260 209L258 208V210H261L262 208H263L262 210H264V207H263ZM239 207H240V206H239ZM239 207H238V209H239ZM247 207H248V206H247ZM250 207H249V208H250ZM240 208H241V207H240ZM253 208H255V209H253ZM188 209H189V210H188ZM206 209H207V208H206ZM236 209H234V210H236ZM168 210H169V209H168ZM232 210H231V211H232ZM243 210L245 211V208H244ZM173 211H174V209H173ZM211 211H212V212H211ZM237 211H238V210H237ZM251 211H250V209H249V212H251ZM180 212H181V211H180ZM240 212H241V209H240ZM262 212H264V211H262ZM170 213H171V212H170ZM174 213H175V214H176V213L179 214V212H175V211H174L172 214H174ZM183 213H184V212H183ZM188 213H189V212H188ZM202 213H203V212H202ZM227 213H225V214H227ZM252 213L250 214L251 216L254 215V214L252 215ZM257 213L259 214V212H256V214H257ZM175 214H174V215H175ZM189 214H190V213H189ZM220 214H221V213H220ZM220 214H219V215H220ZM242 214H243V213H242ZM244 214H245V213H244ZM248 214H249V213H248ZM169 215H171V214H169ZM180 215H181V214H180ZM191 215H192V214H191ZM194 215H195V213L193 214V216H194ZM206 215H205V216H206ZM250 215H249V216H250ZM183 216H184V214H183ZM189 216H190V215H189ZM200 216H201V215H200ZM223 216H224V215H223ZM223 216H222V218H223ZM256 216H257V215H256ZM178 217H179V216L177 215L176 218H178ZM180 217H181V216H180ZM190 217H191V216H190ZM215 217H216V218H215ZM219 217H220V216H219ZM194 218H195V217H194ZM196 218H197V217H196ZM222 218H221L220 220H223ZM251 218H253V217H251ZM251 218H249V220H250ZM254 218H255V216H254ZM254 218H253V219H254ZM205 219H206V218H205ZM205 219H202V220H199V221L202 222V221L205 220ZM210 219H211L212 221H211ZM255 219H256V218H255ZM257 219H259V218L257 217ZM257 219H256V221L254 220L256 223H257ZM174 220H176V219H174ZM192 220H193V219H192ZM192 220H191V221H192ZM195 220H196V219H195ZM209 220H210V221H209ZM214 220H215V221H214ZM259 220H260V219H259ZM259 220H258V221H259ZM180 221H181V219H180ZM252 221H253V220H252ZM254 221H253V222L249 221V222H251V223L253 224ZM170 222H171V221H170ZM175 222H176V221H175ZM181 222H184V220L181 221ZM181 222H180V223H181ZM185 222H186V220H185ZM193 222H194V220H193ZM197 222H198V220H197ZM197 222H195V223H197ZM201 222H200V223L198 222V224H196V225H198L200 228H202V227H201L202 225H205V226H206V224H207V225L210 224V223L208 224V223H204V222H202V224H201ZM213 222H214V223H213ZM218 222H219V221H218ZM218 222H217V223H218ZM19 223H20V222H18V223L16 222V225H17L18 229L22 231L23 227H21ZM187 223H188V222H187ZM203 223H204V224H203ZM212 223H213V224H212ZM251 223L249 224L250 227L253 226V225H251ZM170 224H172V223H170ZM193 224H194V223H193ZM200 224H201V225H200ZM246 224H247V223H246ZM246 224H245V226H246ZM254 224H255V223H254ZM215 225H216V224H215ZM257 225H258V224H257ZM180 226H181V225H180ZM182 226H183V225H182ZM182 226H181V227H182ZM193 226H195V225H193ZM193 226H192V227H193ZM255 226H256V224H255ZM260 226H261V223H260ZM260 226H259V227H260ZM174 227H175V226H174ZM176 227H177V226H176ZM176 227H175V228H176ZM190 227H191V226H190ZM192 227H191V228H192ZM199 227H198V228H199ZM214 227H215V226H214ZM246 227H247V226H246ZM246 227H245V228H246ZM259 227H258L257 229H259ZM177 228H179V227H177ZM195 228H197V227L195 226ZM198 228H197V229H198ZM247 228H248V229H247ZM247 228H246V230L248 231L249 229H252V228L254 229L255 227H251V228H249V226H248ZM192 229H193V228H192ZM202 229H204V227H203ZM202 229H201V230H202ZM255 229H256V228H255ZM255 229H254V231L257 230V229L255 230ZM261 229H262V227H261ZM263 229H264V228H263ZM177 230H178V229H177ZM181 230H182V229H181ZM181 230H180V231H181ZM195 230H196V229H193V231H195ZM202 231H203V230H202ZM202 231H201V232H202ZM212 231H213V234H211L210 239L212 238V240L215 241V240H214V238H215V239H216L215 243L217 242L219 245H222V246H223V243H224V244H226L225 247H230L231 244H230V245H227V242H228V239H227V238H223V237L221 238L220 236H223V235L218 234V233H214V230H212ZM216 231H217V230H216ZM251 231H253V230H251ZM251 231L249 230L250 234H252ZM260 231H261V230H260ZM184 232H185V230H184ZM201 232L199 231V234H201ZM261 232H262V231H261ZM261 232H259V230H258V231L255 233L256 236L259 237V238H262L264 233H261ZM185 233H186V232H185ZM192 234H193V233H192ZM219 235H220V236H219ZM247 235H248V234H247ZM253 235H254V233H253ZM253 235H252V237H256V236H253ZM182 236H183V235H182ZM195 236H196V235H195ZM212 236H213V237H212ZM248 236H249V235H248ZM224 237H225V236H224ZM249 237H250V236H249ZM220 238H221V239H220ZM262 239H263V238H262ZM23 240L25 241V243L30 244V246H36V245L39 244L38 241H33L32 239L27 238V237L23 238ZM240 240H241V239H240ZM250 240H251V238H249V243H250ZM258 240L260 241V239H258ZM222 241H223V242H222ZM242 241H243V240H242ZM259 241H258V242H259ZM171 242H172V241H171ZM225 242H226V243H225ZM256 242H257V241H256ZM217 243H216V245H217ZM17 244H18V243H17ZM228 244H229V243H228ZM251 244H252V243H251ZM255 245H258V243H256ZM249 246H250V245H249ZM225 247H224V248H225ZM5 249H6V248L3 247L2 243H0V251L3 252L2 254L5 253ZM14 249H15V248H14ZM34 250H35V249H34ZM218 250H219V249H218ZM227 251H229L228 248H227ZM0 254H1V253H0ZM1 256H2V255H1ZM18 256L20 257V258H19L20 260L23 259L22 250L19 251V255H18ZM182 256H183L184 258H183ZM12 258H13V257H12ZM187 258H188V257H187ZM173 259H174V260L171 261V264H196V263H197L196 261H195L196 263L193 262V261H192L193 259H191V258L186 259V257H185L184 255H181V256H179V257L177 256L176 259H175V258H173ZM4 260H5V259H4ZM23 260H24V259H23ZM23 260H22V263L25 264V262H24ZM0 264H4V263H0ZM5 264H18V263H16L15 260L6 259ZM168 264H169V263H168ZM205 264H206V263H205Z\"/></svg>",
  "mask_w": 264,
  "mask_h": 264
}]
</instances>
